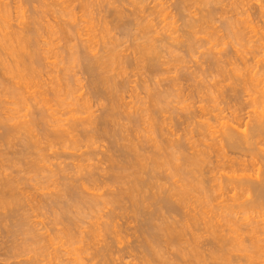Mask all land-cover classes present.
I'll list each match as a JSON object with an SVG mask.
<instances>
[{
  "label": "bare ground",
  "instance_id": "obj_1",
  "mask_svg": "<svg viewBox=\"0 0 264 264\" xmlns=\"http://www.w3.org/2000/svg\"><path fill=\"white\" fill-rule=\"evenodd\" d=\"M1 1H0V73L2 74L1 77H3L4 79H6V78L3 75H6V76L8 75L7 76L8 78H9V76H11V77H13V80L14 79L17 80L18 83L15 80L13 81V83H15V82L17 83V84H14L16 86L15 87L10 86V88L7 86V84H8V81L10 82L12 80V78H11V80H10V78L5 80V81H7L6 82L7 84L5 83L7 93L11 96L12 99L14 98V100L17 99V101H18V102L16 101L15 103H19L21 101L23 106L28 103L27 102L28 100L26 98L24 99L25 94H23L24 93L23 89L25 88V92H27L28 88L29 89L31 88L30 80H32V78L35 79V77L37 78V76L39 78L42 75L43 68H45L46 66L47 67L49 66L47 55H49L50 53L53 54L54 52L50 51L51 49H49L47 47L48 45H51L52 43L50 41L47 42L48 40L45 41L46 40V37L44 36L45 32H47L46 33L47 35L48 34L51 35V37H49L50 35L48 36L51 39L54 38V36H55L56 40H57V36H59L58 40L60 42H63V44H65L64 45L65 48L62 47L63 48L62 52L56 51V53L61 52V54H65V56L63 55L64 57L62 56V59L60 58L61 60H58V61H60V63H61L62 61L66 60V62L68 64L75 65V68H76V66H78V68L80 67L82 69V70H79V72L83 71L82 74L85 73V75L88 76L87 78H89V80H90V81H88V83L90 82L89 87L92 89V91L90 90V88H89V90H90V92H92V94L89 91H88V93H90L93 97L91 95L89 97V94L87 93L88 94L87 97H89V99L91 98L90 101L86 100L87 97H82V96L78 97V99L79 98H81V99L85 98V100L84 99L83 100H80V99L77 100L76 97L78 96V94H75L77 92L76 91L74 92V90L72 89V87L70 85V82L66 81V84H63V81L61 80V78L58 77L60 75H57L58 72H55L57 75L56 77H58V78H57V80H54V79H56V77L54 79L51 78L52 82H50V83H52V85H54V87L50 86V88L52 87L51 92L49 89L48 90L46 89L47 92H49V94H46L45 93L46 91L44 89L45 92L42 91V92H44V94L42 92H41V94H39L40 92L36 91L34 96H30L31 98L33 97V99H31L30 97L28 98V99H30V101H32V103L34 102L33 108L37 109L36 112L34 111V109L33 110L30 109V107H28V105H27L28 108H26V110L30 109V111L28 110V112H30V113H28L29 115H26L27 119H25V120H23V119L21 120L22 117H20V116H19L20 118L15 117L14 115H16V114H14L12 116L10 112H8V116L11 115V117H9V118L8 117L3 118L0 116V130L3 131V134L0 135V139H1L0 141H2L5 145L8 146V148H10V145L12 147V142H13L14 138H18L17 136L19 135L21 142L18 141L19 139L18 140L16 139V140L19 143H21V145H22L21 150L18 152L16 157L12 156L13 158H10V157L6 158V156H5V162L7 161L8 165H6V164L4 165V163H3V165L0 164V209H2V210L5 209L4 211L7 210V212L10 211L7 213L8 217L6 216L7 218L5 220L3 219L5 217L1 216L3 211L0 214V217H2V220L5 222V224L3 225L4 228L7 227V232L5 231L6 228L4 229L2 225H0L1 226L0 229L2 228L1 230H3V232L5 231L4 233H10V235H12V238L18 237L19 235H21L22 237L25 236L26 240L24 237V241H26V243H27V241H33L32 243H36L39 241V237H41L40 234L44 235L45 232L44 233L42 232L43 231V229H42L43 225H42L41 229H39V231H37V229H36L38 226H41L38 224L41 222L40 219H36V220H39L40 222L35 221V222H37V223H35V225L36 224L38 225L35 228L36 229L35 230V229H32L33 225H31L32 228L30 227V224L28 223L27 218H22L24 215H22V217H21V215L14 213V211L16 212L20 208L21 210L20 209L19 210L22 212V210H23L22 204L25 202L24 200H26V199L23 200V198H22L26 191L23 193V195H21L23 188L20 187V185H22L21 183L24 180L22 178H25L23 176H25L27 173L29 174L31 172L32 173L36 172V175L34 177L37 179L36 176L41 174L40 171H42L41 167H39L40 169L38 170V173H37V169H38L37 161H38V158L40 157V159H41L42 156H39L37 158V160L35 159L36 160L35 161L33 159V156H35V155H32V154L34 152H36L37 154H40L42 152L44 153V150L46 148H49L50 151L52 149L57 148L58 149V150L56 149L57 151H59V150H63V151H61V152L55 151V152H53V154L51 153V157H53L54 159L56 158L55 159V161L57 160L56 162H60L58 160L63 161V159H65V161H63V163L62 162L54 163L52 166L46 167V165H44V160L46 159L45 157H42L43 159L45 158L42 162L43 164H41V162H40V166L42 165V167H43V165H44V167H46L45 168L46 172L45 171L44 172L47 173V176H45V173L43 172L44 176L41 175V177H39L40 180L43 179V181H42L43 185H44V182L50 183V182H53L54 179L56 181H54L53 184L57 183L56 184L57 187L55 186L56 189L54 191L52 190L53 193H52V191L51 192L48 191V189L50 187L47 188V187H45L46 185L44 186L45 188H47V191L49 193L48 192H47V194L41 193L42 194L41 198L43 201L41 204H42V207L50 208V210L51 209L53 210V213L56 215L57 221L61 220L62 223H65V230H63V232L66 235V237L68 238L69 244L71 243V246H72L71 248L73 249L72 251L70 250V252L67 251V253L69 252L71 254V252H73L72 253L73 256L72 255H70V256L74 257L75 264H87V263H84L85 260L82 261V259H81V253L85 252V248H83L84 251L83 252L81 251V253H80V252H78L79 250H77V247H75L76 249L74 248V244L80 243V242H81V244H83L85 242H86V244L87 243L90 244V241H91V244H93L92 242L95 243V241H93L92 238H94V237L97 238V236H98V238H102V240H103L104 239L103 237H106L107 239L105 238L106 240L104 239L103 242H102V240L99 239L98 242H102V244L98 243L96 241V243L98 245L96 243L94 245H97V246H93L91 244L90 245H91V247H95L94 249L96 251H94V253H93L94 256L102 258L101 260L104 261V262H101V261H99L100 260L99 259L98 264H100V263L107 264V262L109 260H111V256L114 254V252L115 253H117L118 251L120 252L122 247L119 248L120 250H118V248H116L118 251H115L114 249H115V246H117L118 244L120 245V243H121L120 239H123V237H124V236L123 237H121V236L123 234L124 235L129 234V232H131V231H133L132 233L137 238V243L133 244V242H132V244L134 245V246L132 245L133 247H130V245H129V247L131 248L130 253H133L132 251L135 252V255L137 253V258H139V260L141 261V264H208V261H209L208 258H210V256H208V254H207L208 251L205 248L206 245L204 242H203L204 245L202 244V242H200L202 246L201 247L199 246L200 245L199 241H201L200 239H203V237H204L203 232H202V235H201V232H199L200 234L199 233H197V234L193 233V234H191L192 241H190L191 239L190 240L187 239L185 241V239L187 238L186 236H188V234H189L188 233L189 229H191L192 227H195V229L197 231V229H199L198 228L199 223L202 220L204 221V226H205V230L203 229V231L207 234L208 233H210V235L212 234L213 235L212 238L213 239L215 238L214 241H215V244L217 245V247L215 248L217 250H215V252L212 251V253H214V254H212L210 252L211 257L213 255L212 259L215 258L214 260L221 261L225 264V262L231 258L230 256L232 255V253L239 252V253H241V255L240 254L239 255L242 259H244L243 257L245 256V260H246L245 262H248V264H264V219H262L263 218L262 215H260V216L258 215V214H261L260 213L261 210L264 209V171H262V173L260 172L261 174L259 176H257L256 178L255 177L252 178L254 175L249 176L250 175L249 173H248L249 175H241V174L239 175L237 173L238 172V166L236 167L235 163L231 164L230 169L233 171L234 174L227 177L226 182H228L230 184V186L234 185L232 187H234L235 190L234 189L233 190L236 191V194L232 193L233 195H235L234 197H231L233 205H229L230 202L229 203H228V201L225 202L223 199H221V198L219 199V197H218L219 200H223V201H221V202H223V203H221V205H224L225 203L227 204V205L225 204L224 206L219 205L221 207L220 209H222V207H223V210H222L223 215L221 213H220V216L218 215L220 218H222V220L219 219V221H218L219 223H221L220 226H216V224L213 223L211 220H210L211 222L210 221L208 222L206 218H205L206 220L204 219L203 215L200 218L199 216L201 214H203L204 212L203 213L200 212L199 216L198 215H188V216L184 215L185 217L182 216L183 221H175V219H174V217L176 215L178 216V215L182 214L185 207H186V209H187V207H190L189 204L193 200L194 196H197V195L199 196V197H194V200L196 198V202L199 204H200V201L202 204L204 203V201L202 202L203 199L206 201H208V199L211 200L212 196L210 195L211 194L210 193V191H211L210 187L212 188V185L210 186V182H212V183H214L216 181L218 182L221 177L216 178L215 174H218V173L220 174V172L222 170L220 169V171H219V169L217 168L219 172L216 173L217 172L216 171V172H214L215 174H213V171H215L214 169L216 167H214L212 164L214 169L211 168V169H213L212 172L210 170L208 172L210 175L212 173L215 176L212 175L213 178H210L209 175H208V177H206L207 176V174H206L207 170H205L204 167L208 163L210 153L215 151L217 154H219V155L223 156V158H225V157H227L226 155L229 154V153L227 154V150L224 151L227 148V149H230V150H228L230 152L231 151H235V152L239 151L240 153H245L242 155L248 154V156L250 155L249 156L250 159H251V157H256V159H257L258 155L261 156L262 159H264V141L262 144H260V141H262L261 139L263 138V140H264V108H263L264 107L263 106L264 105V102H263L264 99H262V101H260L262 103H258L260 100V98L258 97V96H260V93H261V98H264V95L262 96V94H264V93H262V91H261V86H262V90L264 89L263 83H262L263 80L260 79V77H262L263 75L260 72H259L260 73L259 74L257 71H256V74L255 73L253 74V72H252V71H255L256 67L259 68V67L263 66V65H260L263 62L259 64L260 66H257L258 64L256 66H254L255 64L252 65L250 63L252 65L251 66V65H249L250 56L248 55L249 58H247V55H246L247 52L245 51L246 53H243V55H241L242 51L241 52L236 51V54L240 53L237 55L238 58L237 59L235 58V60L237 61L236 63L242 64L243 67H246V69L244 68L246 71L245 72L246 74L242 73L245 75V76L243 75L244 79H245V77H247V80H248L247 83H250L251 81L253 83L256 82V85L254 84L256 87L253 86V83L251 82L252 87L254 88V92H255V90H256V92L258 90L260 91L259 95L256 96L257 98H254L253 96H251V99L254 98L252 100L250 99L251 104L248 102L251 106L250 107L251 109L248 108L251 116L250 115H247V116H250L249 120L250 119L251 120H250V123L247 122V124H250L249 127H247V129L244 130L243 127L241 128L242 123H240V122H245V120H246V119L243 120L245 117L244 113H243V115H244L243 119H242V114L240 116V113L242 112L243 109L234 107L237 105H233V103L230 105V107L231 106L234 107V109L231 112V116H230V118L232 117L231 120L226 116L223 117L222 113L224 111H221V110H219L218 114L211 115L212 117H214V121L216 120V123L219 121L218 124L220 125V127H219L220 129L216 127L217 128L216 130L219 129V131H216L213 128L214 124L212 127V125L210 123L211 120H208V118H207V120H205V122L202 121V118H201L202 122H200V118H198L200 123H195L194 122L195 117H196L195 114H193V113L188 114L187 113L188 115L183 117V121H186L185 124L187 126L189 124H192V123L196 125L195 127L197 129H199L198 130V132H199L198 134H200L199 136H202L203 138H206L207 136L208 137H211V136L214 137L216 134L217 135L219 134L218 137H215V138H219L218 141L215 139L216 140V142L214 144L215 150L212 148L213 147L212 144L214 142L211 144L208 141L210 143V146L204 150H200L199 147L197 146V144L199 142L195 141V143H197L196 148L198 147L197 149H199V150H195L196 148L195 149L193 148L195 150L194 154L195 153L196 154L193 157H190V156H188L187 152H184V150H183V148L185 147L184 145L186 143L185 144L182 142L180 143V141H178L179 139H181L180 137L179 138L177 137L178 142L176 141V139H174L175 136L177 135V134H175V131H176L175 129L177 127V125H176L177 123H175V119H174L173 115L177 111L176 112L174 111V113L173 112L171 113L170 111L174 110V109H172V106H171L172 101L174 100L171 87L174 86L176 84V82L172 78L174 85H173V83L170 84L172 82V80L171 81L169 80L170 83L168 82L169 83L168 89L161 91V89L158 88V87H160V83L158 84V82H157V84L159 86L155 88L154 87L155 85L152 86V84L149 83V81L153 83V79H156L158 77V75L160 73V69L164 65L162 61H164L165 57L162 61L160 59L163 58V56H167L168 55L167 52H169L170 56H172V57L167 56L168 58H173V57H174V59L177 58L176 62H177L178 58H182L181 57L182 55L180 56V54H179V51L181 52L182 49H185L184 51L187 53V56L186 55H184V56L188 57L189 60H191L189 54L192 55L193 52L196 53L195 41H197V40L195 39V41H194V38L196 37L195 33L197 32V35H199L198 34L199 29H198V31H196L197 30L196 28L197 27L199 28L200 26H202V24L204 22L203 20H205L204 16H206V14L203 15L202 18L197 17V19H196V17H194L196 15L192 14V12H191V14L189 13V15H192V16H190V18H188L189 19L188 20L187 19V15H188L187 12L188 11H185L187 6H188L187 9H189L191 2H192V4L194 3L193 5H195L196 0H180V3L178 1V3H179V5L177 4L178 10L181 13L185 12L186 18L183 17L184 23H182V24L180 23L182 26L180 25V26H177V28H175L176 27L175 25H178L179 24L178 22H180L179 19L177 20L178 24L174 23V20H173V22H171V24L166 21V23H169V26H168V24H165L167 28L165 27V25L163 26L166 29V30L162 29V32L165 30L163 32V35L160 33V31H158L157 26L153 24L155 18L152 20L148 18V17H150V18L154 17L155 16L154 13L156 11L154 12L153 10H150V8L146 9L147 8L146 7L147 5L145 4L146 2L142 4L141 0L133 1V2H137V3H138V1H141V2L137 4L138 5L137 7L135 4L131 3L133 6L135 5L136 9L134 8L135 10L131 11L132 13H130L126 9V12L128 11V13H130V14L125 13V11H124L125 7L123 9L122 5L120 7V4H119L117 7L121 8L123 11L116 8V6L112 3L113 7L115 6V9L112 7L113 15L115 17V20H114L115 22L114 23H112V22L106 23L104 21L105 22V24L103 26L104 28L102 27L103 29H101V30H103L102 38L105 39L106 37L109 36L107 38L109 40H107V39L105 40L107 42H105L103 44V45H105V46H102L103 49H101V47L99 49L97 47L98 45H96L95 41H94V43L96 46L94 45V47H93V43H92L93 39L94 40L98 39V38H93L92 37L93 35L90 36L91 34H89L90 37L87 40L86 39L84 40L83 37L81 36L82 33H80V32H82V31H79L80 26H78V24H79V22L77 21L78 17L77 18L75 17L76 19L74 18V16L76 15V14L74 15V13H76V11H75V6H74V8L72 7L73 5L70 2L71 0H54V2L52 0V1H50V3H48V0H24L23 5H25V6L28 5V7H30L31 5H32L31 7H33V6L35 7L37 4H39V5H37L39 10H37V9L35 10L33 7L32 9H34V10L29 12L30 16L28 15L29 20L27 21L25 18L26 16L24 17V15H22L25 19H22L23 21L18 20L20 23L17 26L13 25L14 23L12 21L16 18H14L12 20L13 17H11L12 14H11V10H10L12 8H9L10 6L8 5L9 4L8 0H6L8 2L7 4H5L6 1L4 3ZM35 1H37V2H35ZM84 1L87 2V0H81L80 1V3H81L80 6L84 5V8L81 7L80 9L83 8V10H84L83 12L85 13V11H86V12H88L87 14L89 15L92 4L88 3V2L85 3ZM111 1H113V0H111ZM202 1H204L205 3L207 2V0H202ZM212 1L209 4H213L214 1H216V0H214L213 3H212ZM235 1L232 0V2H235ZM18 2H19V0H18ZM21 2H23V1H21ZM34 2L37 4H33ZM108 3H110V2H108ZM114 3L116 4V2H114ZM118 3H121V1L118 2V0H117V4ZM94 4H95V1H94ZM123 4H124V2H123ZM139 4H142V7H144V9H145L144 10L142 7H140L141 8V9L139 8L141 10L140 14L142 11L146 12V10H148L149 12L150 11H152V12H150V14H149V12H147L148 16L146 14H142V15H144V17L142 15H138L139 11L137 12V8L139 7ZM144 4H145V6H143ZM201 4H202V2H201ZM233 4H235V3H233ZM70 5H72V6H70ZM37 6H36V8H37ZM159 6H161V4L158 5V7H156V8H159ZM203 6L206 7L207 5L203 4L202 7H200V8L205 9V7H203ZM209 6H211V5H209ZM263 6L260 7L262 9V10H260V12L263 14V15H260V16H263L261 18H264V7ZM12 7H14V6H12ZM50 7H51V12L54 9L52 7H56V8L58 7L57 12H56V9H54L55 11L53 10V12L57 13V14L56 13L53 14L54 16L57 15V16H55L56 18L58 17V15H61L62 17L68 16L67 20L70 19L69 21H71L72 23L68 22L67 20H62L60 17V19H58L57 22L60 20L63 22H61V21L58 22L57 26L54 23V25H53L54 27L49 26V25H47L45 27L44 26L45 23H44V25L42 23H43L44 17L46 18V14L48 12L47 10H48V8L50 10ZM102 7H103V5H102ZM104 7H105V5H104ZM106 7H108V4ZM162 7H160V8L162 9ZM239 7H241V6H239ZM16 8H14L15 11H16ZM19 8H20V5H19ZM19 8H17L18 11L21 9V12L19 13V15L21 13L25 14V12L22 11V9H24L23 6H22V8H20V9ZM108 8L110 9V5ZM128 8H130V7L128 6ZM163 8H166V7H163ZM29 9H31V8H29ZM101 9L102 8H100V10ZM107 9H106V11H107ZM230 9H231V7H230ZM27 10L28 9H26V11ZM210 10H211L210 14L212 13V16H216V14L214 15V13H216V12L213 13L212 9H210ZM238 10L239 9H237V12H236L237 16L240 13V12H238ZM163 11H165V10H163ZM175 11H177V10H175ZM179 11L176 14V16L177 15L179 16V14H180ZM190 11H192V8H191V10L189 9V12ZM234 11H236V10H234ZM83 12H81L82 15H85V14H83ZM145 12H143V13H145ZM223 12H222V14H223ZM243 12L244 11L241 10V13H243ZM169 13L170 12H168V15H169ZM228 13L229 12H227V14ZM241 13H240V19H241ZM244 13H246V11ZM256 13H258V12L256 11ZM49 14H51V13H49ZM49 14H48V16H49ZM207 14L209 17L211 16L209 14V11ZM236 14H234V15H236ZM106 15H108V13ZM156 15L158 16L155 20L156 22L161 16L166 17L162 11L156 12ZM170 15H171V13H170ZM189 15H188V17H189ZM22 16H21V18H22ZM208 16H206V17H208ZM245 16H246V14H245ZM66 17H65V19H66ZM93 17H94V15H93ZM93 17H92V19H93ZM192 17H194V18H192ZM209 17H208V19L213 18V17H211V18H209ZM223 17L225 18V16H223ZM255 17H256V14H255ZM18 18H20V17L18 16ZM215 18L213 21H215ZM104 19L106 20L105 17H104ZM208 19H207V21H208ZM47 20H49V18ZM47 20H46V22H47ZM55 20L53 19L54 22H56ZM148 20H151V21H148ZM165 20H167V18L164 19V21ZM200 20H201V22H200ZM232 20H233V18H232ZM246 20H249V18ZM50 21H48V22H50ZM92 21H94V20H92ZM207 21L205 20L206 23L204 22V24H207ZM221 21L223 22V20H221ZM226 21H228V20H226ZM249 21L245 22L243 20V22H241L240 20L239 21L234 20V21H231L232 24L224 22V24L225 25L227 24V25L225 26L224 24H222L223 27L222 26L221 27L223 29L225 28L226 30L225 29L224 30L226 32H228L227 36L229 37V40H230V35H231V39L235 40L236 42L238 41V44H240V45L246 46L247 45L246 43L251 41V38H253L251 36H253V35L250 36L251 37L250 41L249 40L246 41L244 36H246L247 34L249 36V33L246 34L245 29L247 28V26H249V29L251 28L250 29L251 31L253 30L252 27L255 29V27L253 25L254 23L249 22ZM73 22H74V24H73ZM88 22H90V21L88 20ZM97 22H99V21H97ZM234 22L235 23L238 22L239 24L235 25ZM240 22H241V24H240ZM248 22L252 23L253 26H251V24H248ZM92 23L93 22H91V24ZM94 23H95V21H94ZM216 23H217V21H216ZM47 24H49V23H47ZM204 24H203V26H205ZM237 25H241V27H244V29L241 28L240 26L237 27ZM203 26L201 27L202 29L204 28ZM83 27L84 26L82 25V28ZM91 27L90 28L87 27V28L91 29ZM160 27L163 28L162 26H160ZM221 27L219 29H221ZM49 28H50V31H47ZM133 28L135 30H133ZM212 28H213V26H212ZM215 28H216V26H215ZM113 29L114 30L116 29L117 31H119L118 34L122 35L123 38H125L126 40L129 39L130 42L132 40V42H133L132 47H133L134 55H132V52H131L132 50L131 51L128 50V51H130V53H127L126 50L124 52H123V50L120 51L119 48L122 47L124 49L125 47H127L129 41L127 40V42L125 43L126 46L124 45L125 47H123V45H121V43H119L120 41L122 42V44H123V42H125L123 39H121L122 36L121 37L117 36V38H120V40H119V39L115 38L116 36L113 37L111 35V32ZM206 29H207V27H206ZM241 29H243L244 32L241 31ZM86 31H88V30H86ZM94 31L91 30V32H94ZM169 31H171V33L168 35ZM251 31H250V33H251ZM226 32L222 33V35L223 34L226 35ZM247 32H249V31H247ZM220 33L221 32H219V34ZM243 33H245L246 35L245 34L243 35ZM176 34H179V35L177 36ZM116 35H117V33H116ZM224 35L221 36V34H220L222 41L220 40L219 42H221V44H223L222 46H224L223 41H225V38L223 40ZM208 36H210V35L208 34ZM248 36H246V39H249V38H247ZM43 37H45L44 41L41 40ZM95 37H97V36H95ZM212 38H213V36H212ZM199 39H200V37H199ZM102 41H104V40H102ZM170 41H172V42H170ZM227 41H228V39H227ZM132 42H131V44H132ZM168 42H170V43H168ZM216 42H218V41H216ZM219 42H218V44H219ZM55 43L58 44V42H54V44ZM166 43H167V45H166ZM250 43H252V42H250ZM164 44L167 47L169 46L168 47L169 51ZM213 44L214 43L212 42V45ZM228 44H229V42H228ZM42 45H47V46H45V48L47 47L48 50H46L45 48L43 49L42 47H44V46H42ZM58 45L63 46V45H61V43ZM217 45L215 46V48L217 47ZM219 46L221 47V45H219ZM95 47H97L96 48L97 52L95 51ZM60 48H58V49H60ZM62 48H61V50H62ZM127 48L129 49V47H127ZM171 48H174V49L172 50ZM232 48H233V52H234L235 49H234L233 45H232ZM250 48H252V47H250ZM58 49H56V50H58ZM166 49H167V52H166L167 54L163 55L165 53L164 51ZM213 49H214V47H213ZM213 49H212V51H213ZM226 49H227V47H226ZM246 49H248V48H246ZM100 50H102V51H100ZM174 50H175V52H174ZM184 51L182 50V52H184ZM231 51H230V53H231ZM247 51H249V50H247ZM121 52H123V54L126 52L130 58L128 57V55L127 56H126V54L123 55ZM176 52L178 54L175 55ZM223 52H225V51L223 50ZM223 52H220V53L223 54ZM56 53H54V54H56ZM234 53H233V55H234ZM52 54H50L49 57L51 56V58H52V56H54V54L53 55ZM182 54H184V53H182ZM213 54H215V53H213ZM216 54H218V53L216 52ZM216 54L214 55V62H213L214 69H217L215 71H217L219 73V75H218V73H217V75L220 76V78H222L223 75L225 77H227L230 74V72L226 73V72H228V70H226V69L229 68L226 66L230 65V68H231L233 62L235 63V61H233V59L231 60V58H227V59H230L229 62L227 59H224L225 61H222L221 59L226 58V56H224V54L223 55L218 54V57L220 55L224 56V57L220 56L221 59H219V58L215 59V56H217ZM249 54H251V53H249ZM58 55H60V54H58ZM58 55H56V56H58ZM130 55H132V57ZM244 55H246V57ZM251 55L253 56V54H251ZM60 56H58V57H60ZM136 56L138 57V61H137ZM206 56H207V54H206ZM208 56L210 57L209 54H208ZM228 56H231V54L229 55V52H228ZM257 56H259V55H257ZM257 56H255V54H254L253 59L255 60V58ZM133 57L136 58V61H134L136 63L133 62V59H135ZM167 57H166V59H167ZM131 58H133V59L131 60ZM184 59H186V58L184 57ZM206 60L208 61V57H206ZM254 60L252 63L257 62V61L254 62ZM55 61L52 60V62L55 63L54 65H56V62H57V61L56 62ZM179 61H180V59H179ZM179 61H178V63H179ZM209 61H210V59H209ZM184 62H186V61H184ZM230 62H232V64ZM62 63L64 64L65 62H62ZM131 63L133 64V66H134V64L136 65L138 63L136 65L138 69L139 68L145 69L146 71L149 72V75L151 74L150 76L152 79L151 78H150V80L147 79L148 81L144 80V83L147 82L149 84V86L147 83H145V86L141 87V90L143 89L142 92L145 91V93L144 92L143 93L146 94L145 96H146L147 100H146V98H143V99L140 98L141 97L140 95L143 93L140 94V92H137V91L133 92L135 89L133 87H132L133 91L131 90L132 91L131 93H133V94L135 93V95H136V93H139L140 95H138V94L137 95L140 99H138V98L136 99V97H135L136 100H134V99L133 100L137 101V102L134 103L132 100V103H127L125 101L126 99L124 98L127 95V93L123 97V94L125 93V90H123V89L125 88L127 90V88L129 87V86H125L127 84L126 82L128 80H124L123 78H125V76L123 77V75H125V71H126L125 68L126 67L129 68L130 67L129 65H132ZM180 63H183V62H180ZM206 63H208V62H206ZM236 63H235V65H236ZM68 64H67L68 68L74 67V66H70V65H69L70 66L69 67ZM209 64H210V62H209ZM210 65H212V64H210ZM235 65L233 66L235 70H233V68H232V70L229 68V71L231 70L232 74L234 73L233 77H234V75H236L237 72H239V74L241 75V72L243 71L242 68H239V69H238V67L235 68ZM133 66H131L130 68L132 69ZM136 66H134V67L136 68ZM51 67H52V65H51ZM239 67H241V65ZM250 67H251V69H250ZM135 68H134V70H135ZM247 68H249V69H247ZM252 68H253V70H252ZM53 69H54V67H53ZM65 69L67 70V68H64V70ZM71 69H69V70H71ZM182 69H184V68H182ZM190 69H192V68H190ZM212 69L213 68H211L210 70L212 71ZM47 70H48V68H47ZM49 70H52V69H49ZM61 70L62 69L60 68V71ZM64 70H62V71H64ZM132 70H130L131 71L130 73H132ZM260 70H261V68L259 69V71ZM67 71H65V72H67ZM137 71H139V70H137ZM137 71H136V73H138ZM45 72L43 75H45ZM49 73L47 72V74H49ZM52 73H54V72H52ZM161 73H162V71H161ZM201 73H204V72H201ZM225 73H226V75H225ZM193 74L194 73L192 72V75ZM207 74H208V72H206V75ZM210 74L212 75V73H210ZM239 74L236 76H239ZM128 75L130 76L131 74H128ZM132 75L129 78H132ZM184 75H185V72H184ZM53 76H55V75H53ZM63 76H65V75H63ZM76 76H78V75L75 74V78L77 79ZM136 76H138V75H136ZM229 76H231V75H229ZM258 76H259V80H257ZM187 77H189V76H187ZM215 77H217V76H215ZM239 77L242 78V76H239ZM73 78H74V76H73ZM119 78H121L122 80H120ZM195 78H197L196 75H195ZM66 79H69V78L66 77ZM126 79H127V76H126ZM185 79L187 80V78H185ZM215 79L217 80V78H215ZM0 80H1V78H0ZM53 80L56 82H54ZM63 80H65V78ZM70 80H71V77H70ZM118 80H120V81H118ZM220 80H222V79H220ZM73 81H74V79H73ZM1 82H3V79L1 80ZM37 82L38 81H36L35 83H37ZM46 82H45V84L49 83V82L48 83H46ZM131 83H133V82H130L129 84H131ZM213 83H215V82H212V84ZM222 83H224V82H222ZM236 83H238V82H236ZM71 84L73 85L72 82H71ZM228 84H230V83L228 82ZM257 84H258V86L260 85V88L257 87ZM10 85H12V83ZM36 85H38V83ZM77 85H78V82H77ZM232 85H234V84L233 83L230 84V88ZM241 85H243V84L241 83ZM245 85L246 84H244L241 88L244 87L243 88L244 90H249L250 89V88H248L249 85L246 87H245ZM21 86L22 87L25 86L24 88H22L23 91H21ZM73 86H75V85H73ZM136 86H137V84H136ZM136 86H134V87H136ZM138 86L140 87V85H138ZM150 86H152L151 88L153 90L152 89L150 90ZM216 86H217V84L215 83V89H216ZM26 87H28V88H26ZM34 87H36L35 84H34ZM48 87H49V85L46 86L45 88H48ZM219 87H221V86H219ZM219 87L216 90H219ZM233 87L234 86H232V88ZM4 88H5V85H4ZM36 88H38V87H36ZM136 88H138V87H136ZM238 88L240 89V87H237V89ZM245 88H248V89H245ZM257 88H259V89H257ZM80 89H82V88L80 87ZM139 89L140 88H138V90ZM195 89H197V88H195ZM231 89H230V91H232ZM0 90H2V88ZM37 90L40 91V89H37ZM226 90H227V88H226ZM226 90L224 92H226ZM205 91H206V89H205ZM242 91L243 90L241 89L240 93H242ZM129 92H130V89L128 91V94H129ZM263 92H264V90H263ZM209 93L210 92H208V94ZM232 93H234V92H232ZM249 93H251V92H249ZM79 94H80V92H79ZM133 94H131V95L129 94V96L131 97ZM191 94H192V92H191ZM220 94H221V92H220ZM228 94H229V92H228ZM45 95H47V96H45ZM81 95H84V94L81 93ZM49 96L53 100H55V103L58 106V108H60V110L54 109L55 110L54 111L51 108L52 106H51L50 102H53V101L48 100V98L51 99ZM227 96H226V98H228ZM25 97H27V95ZM126 97H128V96H126ZM219 97H220V95H219ZM236 97L239 98V95L237 94ZM236 97H235V99H237ZM11 98H10V100H11ZM94 98L97 100V102L98 101L100 103L101 102L103 103V101L105 102V105H103L104 103L100 104L101 106L103 105V107L101 109H100V106L97 104L99 106V110H98V108H96V112L99 111L98 116H94L95 115L94 111H93L94 114L91 111L92 108L97 106L95 104V102L93 103V101H91L92 99L95 100ZM215 98H218V97H215ZM222 98H224V97H222ZM258 98H259V100H257ZM209 99H212V98H209ZM229 99H230V97H229ZM245 99H247V98H245ZM6 100H8V99H6ZM230 100H232V98ZM23 101L27 102V103L23 104ZM212 101H213V99H212ZM240 101H241V98L238 99V103L242 105L243 99H242L241 103H240ZM90 102L95 104L94 107H93V104ZM130 102H131V100H130ZM230 102H229V104H230ZM234 102L236 104L237 101H234ZM1 103H0V105H2ZM174 103H176V102L174 101ZM216 103H218V102H216ZM246 103H247V101H246ZM49 104H50V106H49ZM224 104H226V102H224ZM4 105H2V107ZM15 105H14V107H15L14 109H16L18 107V105L17 106H15ZM53 105H55V104H53ZM177 105H176V108H178ZM246 105H248V104H246ZM260 105L263 107L260 108L259 107ZM170 106H171V110H170ZM244 107H245V105H244ZM259 108L262 110H260ZM18 109H23V108L19 107ZM213 109H214V107H213ZM216 109L218 110V107H216ZM0 110H3V108ZM203 110H205V109L203 108ZM229 110L231 111V108ZM252 110H253V112H252ZM50 111H52V112H50ZM179 111H178V113H179ZM181 111L183 112L182 109H181ZM19 112L17 111V113H19ZM168 112H169V115L171 113V116H168V114H167V116L170 118L166 119L167 117H164V116L166 115L165 113H168ZM85 113L88 115H86ZM203 113H205V114H202L203 116H206L207 114L208 115L211 114V113L209 114L208 110H206ZM82 114L83 115L85 114L84 115L85 118L83 116H81ZM183 114H185V113L183 112ZM226 114H228V113L226 112ZM229 114H230V112H229ZM178 115H180V114H178ZM65 116H68L69 118L66 117L67 119L64 120L63 118H65ZM181 116L182 115H180L177 118V120ZM28 117H29V119H28ZM175 117H177V115ZM184 118H185V120H184ZM227 118L229 121L225 120ZM169 119H170L169 122L171 125L168 124ZM221 120H224V121L220 122ZM123 121L124 122L126 121V123L129 124V125L127 124V126H130V125L131 126L128 128L126 126V124L125 125H123L124 123L121 124V122H123ZM165 121L167 122L166 126L168 127L170 125L171 128L169 126V128L165 129V125H164V124H166ZM183 121L181 123H178V124H182ZM206 121H208V122L210 121L209 122L210 124ZM225 121H227V122H225ZM183 125H184V123H183ZM183 125H181V126H183ZM246 125L244 126L245 128H246ZM186 128H189V126ZM140 129H143V131L142 130L140 131ZM191 129H192V127H191ZM240 129H243L244 131L243 130L241 131ZM186 130L187 129H185L183 131H186ZM193 131L192 130L189 132L187 131V133H191ZM141 132L145 133V134H143V135L140 134V135H142L140 138L138 133H141ZM134 133H137L138 137H134L132 135ZM196 133L193 132L192 135L195 134V136L196 135L198 136V134H196ZM184 134H185V132H184ZM185 136H187V135H184V137ZM197 136H196V138H197ZM188 137H190L189 134H188ZM188 137H186V138H188ZM191 138H193V137H191ZM193 140L194 139L189 140L188 142H190V141L194 142ZM207 140H208V138H207ZM102 141H106L107 144H106V142H105V144L108 146H105L106 148L105 147L103 148V149H106L105 151L102 150V153H101V151L99 152V153H101V156H102L101 160H99V162L97 161L98 162L97 164H93L92 162L94 159H95L94 163L96 162V158H94V156L98 157L97 156L98 151L96 148H93L92 146L94 144H96L97 142L101 143ZM185 141H187V140H185ZM15 144H17V143H15ZM102 144L103 143H101L99 145H102ZM190 144L193 147H195V145H193L191 142H190ZM44 145L46 146L45 148H44ZM262 145H263V147H261ZM81 146H83V149L86 147L88 151L85 150L86 152L85 151L83 152L82 148H81L82 149V151H81V149H80ZM96 146H94V147H96ZM216 146H218V149ZM91 148H93V149H91ZM77 149L79 151H81L79 154L68 152L69 150L78 151ZM89 149H91V150H89ZM13 151H14V149H13ZM239 152H238V154L235 153V155L236 154L241 155V154H239ZM1 153L5 154L6 152H3V150H2ZM190 153H192V152H190ZM10 155H12V152ZM42 155L50 157V155L48 156L47 154H42ZM192 155H193V153L191 154V156ZM36 156H35V158H36ZM28 157H32V158H30V160L32 159L31 162L28 159ZM51 157H50V160L52 159ZM261 157H258L259 160ZM25 158L28 159V161H29V162L27 161L28 163H26ZM220 158L221 157L219 156V159ZM227 158H225V160ZM241 159H242V157H241ZM241 159H240L241 163H240V161H236V162H237V164L239 163V166L241 165V167H242L243 161H244V163L246 162V164H247V160H244V158H243L242 159L243 161H242ZM252 159H254V158H252ZM48 160H49V158H48ZM48 160L45 161V164L47 163ZM66 160H70V161L73 160V161H75V163L78 162V164H73L74 162H72V164H67ZM237 160H239V159H237ZM1 161H2V159H1ZM52 161H54V160H52ZM256 161L257 160H255L254 162H256ZM3 162H4V160H3ZM219 162H223V160L219 161ZM250 162H252V161H250ZM254 162H252L251 164H253L254 169H256L257 166H256V164H254ZM48 163L50 164L51 162L48 161ZM69 163H71V162H69ZM211 163H213V162H211ZM208 164H210V163H208ZM225 164H227V162H225ZM249 164H248V166L246 165V167L249 168ZM22 165L26 166V167H23ZM102 165L106 166V168L104 166L102 168ZM222 165H224V164H222ZM245 165L243 166V171H245V170L249 171L248 169L244 170ZM21 166L23 168H20ZM262 166H264V165H262ZM15 167L19 168V170H17V168H15ZM208 167L206 169H209ZM12 168L13 169L15 168L16 170L15 169L11 170ZM235 168H237V169H235ZM251 168L253 169V167H251ZM163 169L167 170V172L164 171V173H163L162 172ZM203 169L205 170V172L203 171ZM258 169H260V168H258ZM263 170H264V168H263ZM7 172L11 173V175L10 174H9V176L5 175ZM250 172H251V170H250ZM13 173L14 174L17 173L18 177L20 174L21 178H16L17 176L15 177V175ZM24 173H25V175H22ZM70 173H72V174H70ZM226 173H228V172H226ZM236 173L238 175H235ZM12 174L14 176H12ZM251 174H253V173H251ZM34 177H33L32 181L36 182ZM44 178L46 179L45 181H44ZM176 178L179 179V182H177L178 180H176ZM224 178H225V175H224ZM25 179L27 181V178H25ZM39 182L42 183L41 181H39ZM26 183L27 182L24 183L25 188H26ZM36 183L38 184V182H36ZM37 184H35V185H37ZM222 184H223V182H220L219 184H217V187L219 188V190L222 189V187H223ZM40 185H38V186H40ZM49 186H50V184H49ZM208 186H210V187H208ZM23 187H24V185H23ZM228 187H229V185L227 186V188ZM20 188H22V191L19 192ZM27 188H28V186H27ZM40 188L45 189L42 187V185ZM28 189H30V188H28ZM35 189H37V188H35ZM38 190H37V192H38ZM215 190H216V192L218 191V193L220 192L217 189H215ZM101 191H102V193H100ZM229 191H232V190L229 189ZM222 192H220V193H222ZM30 193H32V192H30ZM27 196H28V194H27ZM34 197H35V195H34ZM220 197H222V196H220ZM228 197H230V196H228ZM29 198H30V196H29ZM29 198H27V199H29ZM36 198H38V195ZM240 198H245L247 200H244V202H243V199H241V202H240ZM228 199H230V198H228ZM38 201H41V200H38ZM212 201L213 200H211V202ZM42 207H40V209ZM192 207H194V206H192ZM209 208L207 210H209ZM36 210H38V209H36ZM189 210H190V208H189ZM216 211H217V209H216ZM22 213H20V214H22ZM184 213L186 214L185 211L183 212V214ZM255 213H257L256 217H255ZM18 215L21 218L19 217V218H16V220H15V216H18ZM33 218H35V217H33ZM53 218H54V216H53ZM82 218L83 219H86V218L89 219L90 218V220H88V222H87V223H90V226H89L90 228L88 226L85 227L84 222L86 220L83 222ZM217 220H218V218H217ZM53 221H56V220L54 219ZM100 221H102V222H100ZM120 221L121 222L123 221V222L119 223ZM131 221L136 223V225H135V223H133L135 225L134 227H132L133 226L132 224L130 225V223H132ZM222 222L224 224H222ZM243 222L246 224H244ZM33 223L34 222L32 221L31 224H33ZM80 223H81V225L84 224L83 225L84 228H86V229L88 228L87 230H89V231H87V230L84 231V228H82L83 229V231H82V229L79 225ZM241 225H242V227H244L243 225H245V226L247 225L249 228L247 227V230L242 228V230H244V231H242L241 227H240ZM8 228H9V231H8ZM219 229H221V230H219ZM40 231H41V233H39ZM58 231H60V230H58ZM198 231H200V230H198ZM36 232L38 233L39 236L37 235ZM63 232H61V234ZM242 233H244V235L247 234V236L244 237L245 239L243 238ZM46 234H47V232H46ZM227 235H230L232 237V239L228 238ZM27 236L29 239L27 238ZM130 236H131V233H130ZM262 236H263V238H262ZM46 237H47V235H46ZM66 237H64V238H66ZM3 238H5V237H3ZM9 238L13 241V239L11 237H9ZM42 238H43V236H42ZM48 238H49V240H47V241L49 244H51L52 243L50 241L51 237L48 236ZM15 241H17V240L14 239V241L11 244L14 245ZM40 241L42 242V240H40ZM47 241H45V243H47ZM6 242H5V244H6ZM41 242L39 244H42ZM24 243H23V246L25 245ZM29 243H27L26 246L29 245ZM45 243H43V244H45ZM13 245H12V247L14 248ZM15 245L19 249V246H17V243H15ZM88 245H87V247L90 246V245L89 246ZM33 246H32V248H33ZM63 246H64V244H63ZM4 247H5V245H4ZM4 247H2V248H4ZM10 247H11V245H10ZM44 247H45V245H44ZM80 247L81 246H79V248ZM129 247H127V248L129 249ZM7 248H9V246ZM30 248H31V244L29 245V249ZM39 248H40V246H39ZM66 248H69V247H66ZM89 248H88L89 251H90V249H93V248H90V249ZM20 249H21V247H20ZM22 249L25 250L24 247ZM38 249H36V250H38ZM81 249H82V247H81ZM128 249H127V251H128ZM12 250L14 251V249H12ZM48 250H49V248H48ZM43 251L41 250L42 253H43ZM121 251H123V250H121ZM21 252H22V250H21ZM34 252H36V251H34ZM7 253H8V250H7L5 255H8V254H9V256L15 255V254H13L14 252H11L12 253L11 254L10 251L8 254ZM28 253H30V252H28ZM36 256L39 258L41 255L39 256V254H36ZM11 258H8V259L11 260ZM17 258L19 259L21 257H17ZM27 258L28 257H26V259ZM38 258L32 257V258L27 259V260L23 258L26 261L19 260L18 262L15 261L16 263L7 262L4 264H41L39 261L40 258L39 259ZM236 258H237V256H236ZM13 259H16V258H13ZM42 259H43V257H42ZM56 259L57 258H55V260ZM92 259H90V260L92 261ZM235 260H237V259H235ZM113 261H115V260H113ZM43 262H44V259H43L42 263ZM58 262H61V261H58ZM228 262L231 263L232 261L231 262L228 261ZM46 263H47V261H46ZM49 263H51V262H48V264ZM62 263H64V261ZM90 263L92 264V262H90ZM210 263H212V261ZM58 264H60V263H58ZM108 264H109V262H108ZM216 264H217V262H216ZM243 264H244V261H243Z\"/></svg>",
  "mask_w": 264,
  "mask_h": 264
},
{
  "label": "rangeland",
  "instance_id": "obj_2",
  "mask_svg": "<svg viewBox=\"0 0 264 264\" xmlns=\"http://www.w3.org/2000/svg\"><path fill=\"white\" fill-rule=\"evenodd\" d=\"M1 1V0H0ZM6 0H2L1 2H5ZM21 1H23V2H21ZM19 0V2H18V0H8V2H9V8H12V9H10L11 10V14H12V16L11 17H13L12 18V20L14 19V18H16V19H14L12 22L14 23H12L13 25H15V26H17V25H19V21L18 20H22V19H25L26 18V20L28 21L29 19H28V15L30 16V11H32V10H39V8H38V6L37 5H39V4H37V3H35V2H37V1H35L33 4H37L36 6H37V8H36V6L34 7V9H32L33 7H28V5L27 6H25V5H23L24 4V0ZM50 1H52V0H48V3H50ZM73 1V2H72ZM81 1V0H80ZM80 1L79 0H71L70 2L72 3V5H70V6H72L73 8H74V6H75V11H76V13H74V18L76 17H78L77 18V21L79 22V24H78V26H80V30L79 31H82V32H80V33H82L81 34V36L83 37V39L85 40H87V39H89V37L90 36H92L93 38H98L97 40H94L93 38V47H94V45H95V43H96V45H98L97 47L100 49V47H101V49H103L102 48V46H105V45H103L105 42H107V41H105L108 37H106L105 39H103L102 38V36H103V34H102V32H103V30H101V29H103L104 27V24H105V22L106 23H114L115 21V17H114V15H113V10H112V7H113V4L116 6V8H118L117 6L120 4V7H121V5L123 6L122 8L124 9V7H125V9H124V11H125V13H127V14H130V13H132L131 11H134L136 8H135V5H136V7L138 6L137 4L138 3H140L141 1V3L143 4V3H145L147 6V8L146 9H148V8H150V10H153L154 12L156 11V12H158V11H162L163 13H164V15L166 16V17H164V16H161L158 20H157V22L155 21L156 20V18L158 17L157 15H156V12L154 13V15L156 16H154V17H152V18H150V17H148L149 19H154L155 18V20H154V22H153V24L154 25H156L157 26V28H158V31H160V33L163 35V32L166 30L165 29V27H166V25L165 24H168V26H169V23L171 24V22H173V20H174V23H177L178 21V19H179V21L180 22H178L177 24L178 25H175L176 27L175 28H177V26H180L182 23H184L183 21H184V18H186V16H185V12L184 13H181L179 10H178V6H177V4L179 5V3H180V0H141V1H138V3L137 2H133V1H137V0H120L121 1V3H118L117 4V0H113V1H111V0H87V2L88 3H91L92 5V7H91V10H90V14L88 15L87 13L88 12H86L85 11V13L83 12L84 10H83V8H84V5L83 6H80L81 5V3H80ZM94 1H95V4H94ZM97 1V2H96ZM119 0H118V2H120ZM130 1V2H129ZM178 1H179V3H178ZM211 1L212 0H207V2L205 3L204 1H202V0H196V2H195V5H193L192 4V2L190 3V7H189V9L191 10V8H192V11H190L189 12V9H187L188 8V6L186 7V10L185 11H188L187 12V14L189 15V13L191 14V12H192V14H195L196 16H194V17H196V19H197V17L198 18H202L203 17V15H205L206 14V16H208V11H209V14H210V12H211V10L210 9H212V11H213V13L214 12H216V13H214V15L216 14V16H212V13L210 14L211 16L209 17V18H211V17H213L212 19H208V17H206V16H204V18H205V20L207 21V19H208V21H207V24H204V22H205V20H203L202 22H203V24L205 25V26H203V24H202V26L204 27L203 29L201 28L202 26H200L199 28L197 27L196 29V31H198V29H199V31H198V34L199 35H197V32L195 33V36L199 39V37H200V39L198 40L196 37L194 38V41H195V39L197 40V41H195V44H196V47H195V50H196V53L195 52H193V54L192 55H190L189 54V56H190V59L191 60H189V58L188 57H186L187 56V53L184 51L185 49H182L184 52H182V50H181V52L182 53H184V54H182L180 51H179V54H180V56L182 57V58H178V60H177V62H176V59L177 58H175L174 59V57L173 58H168V57H172V56H170V54H169V52H167V49H168V47L166 46L167 45V43H166V47H167V49L164 51L165 53L163 54V55H166L167 53H168V57L167 56H163V58H161L160 60L162 61L163 59H164V57H165V59H164V61L167 63H165L164 61H162L163 62V66H162V68L160 69V73H159V75H158V77L156 78V79H153V83L152 82H150L149 81V83H151L152 84V86L153 85H155L154 87L156 88V87H158L159 85V83H160V87H158L159 89H161V91H163V90H166V89H168V84L170 83L169 82V80L171 81L172 80V82L170 83V84H172L173 83V79H174V81L176 82V84L174 85V83H173V85L174 86H172L171 87V89H172V92H173V101H172V104H171V106H172V109H174V110H171V106H170V112L172 113H174V111L176 112L174 115L176 116L177 115V117H175L174 115H173V117H174V119H175V123H177L176 125H177V127H176V131H175V134H177L176 136H175V138L174 139H176V141L178 140L177 139V137L179 138H181V139H179L178 141H180V143L182 142V143H186L184 146V148H183V150H184V152H187V154H188V156H190V157H193L195 154H194V152H195V150H204V149H206L207 147H209L210 146V143L212 144L213 142V144H212V148L215 150V142H216V140L218 141L219 140V138H215V137H218V135L216 134H214L215 136L213 137V136H211V137H206V138H203L202 136H199L200 134H198L199 132H198V130L199 129H197L195 126V124H189L188 126H189V128H186V127H188L185 123H186V121H183V117L184 116H187L189 113H193V114H195V120H194V122L195 123H200V122H205V120H207V118H208V120H211V125H212V127H213V124H214V129L216 130L217 128H219L220 127V125L218 124V122L216 123V120L214 121V117H212L211 115H215V114H218V112H219V110H221V111H224L222 114V116L224 117V116H226V117H228L230 120L232 119V117L230 118V116H231V112H232V110L234 109V107H237V108H242L243 110H242V112L240 113V116H241V114H242V119H243V116L245 115V117H244V119L243 120H245V122H240V123H242V125H241V128L243 127V129L245 130V129H247V127H249V125L250 124H247V122L248 123H250V120H249V117L251 116V114H250V112H249V109H251L250 107V104H251V100L252 99H254V98H257L256 96L257 95H259V90L256 92V90H255V92H254V88L252 87V83L250 82V83H247L248 82V80H247V77H245V79H244V74H246L245 72V69H246V67H243V65L242 64H239V63H236L237 61L235 60V58L237 59L238 58V54H240V53H238V54H236V51H242V53H241V55H243V53H246V55H247V58H249V56H250V60H249V65H254V66H256L257 64V66H260V65H263V66H261V67H259V68H255L254 66V68H255V71H252L253 72V74L255 73L256 74V71L259 73H261L262 75V77H260V79H262L263 80V87H264V18H261V17H263V16H260V15H263L261 12H260V10H262L260 7L261 6H263L264 5V0H233V1H235V2H232V0L230 1V0H216V1H214V3H213V1H212V3L213 4H209V3H211ZM7 1L5 2V4H7L8 3ZM53 2H54V0H53ZM76 2V3H75ZM78 2V3H77ZM85 2V1H84ZM87 2H85V3H87ZM99 2V3H98ZM108 2H110V3H108ZM114 2H116V4L114 3ZM123 2H124V4H123ZM127 2V3H126ZM201 2H202V4H201ZM232 2V3H231ZM246 2V3H245ZM17 3V4H16ZM52 3V2H51ZM84 3V4H85ZM113 3V4H112ZM130 3V4H129ZM135 4L134 6L132 5V4ZM208 3V4H207ZM217 3V4H216ZM233 3H235V4H233ZM240 5H239V4ZM16 4V5H15ZM75 4V5H74ZM78 4V5H77ZM83 4V3H82ZM107 4H108V7H109V5H110V9L108 8V7H106L107 6ZM142 4H139V7L137 8V12L139 11V13H138V15H142V14H146L147 16H148V13L147 12H149L148 10H146V12L145 11H142L141 12V14H140V7H142ZM145 4L143 5V6H145ZM161 4V6H159V8H156V7H158V5H160ZM163 4V5H162ZM193 6H192V5ZM203 4H205V5H207L206 7L205 6H203V7H205V9L204 8H200V7H202V5ZM217 6H216V5ZM14 6V7H12V6ZM19 5H20V8H22V6H23V8L25 9H22V11L23 12H25V14L23 13H21L20 15H19V13L21 12V9L19 8ZM102 5H103V7H102ZM104 5H105V7H104ZM112 5V6H111ZM130 7V8H128V6ZM209 5H211V6H209ZM213 5V6H212ZM235 5V6H234ZM248 5V6H247ZM96 6V7H95ZM98 6V7H97ZM101 6V7H100ZM115 6L113 7L114 9H115ZM166 7V8H163V7ZM216 6V7H215ZM221 6V7H220ZM239 6H241V7H239ZM19 8L20 10L18 11L17 10V8ZM81 7H83L82 9H80ZM89 7V8H90ZM160 7H162V9L163 10H165V11H163ZM199 7V8H198ZM209 7V8H208ZM211 7V8H210ZM229 7V8H228ZM230 7H231V9H230ZM239 7V8H238ZM257 7V8H256ZM264 7V6H263ZM262 7V8H263ZM14 8H16V11H15V9ZM29 8H31V9H29ZM52 8H54V9H56V12H57V10H58V7L56 8V7H52ZM98 8V9H97ZM100 8H102L101 10H100ZM108 8V9H107ZM135 8V9H134ZM140 8V9H139ZM143 9H144V7H142ZM214 8V9H213ZM241 8V9H240ZM260 8V9H259ZM26 9H28L27 11H26ZM53 9V10H54ZM106 9H107V11H106ZM119 10H121V11H123L121 8H118ZM126 9L130 12V13H128V11L126 12ZM131 9V10H130ZM139 9V10H138ZM156 9V10H155ZM160 9V10H159ZM237 9H239L238 10V12H240L241 13V10L242 11H246V13H241V19H240V13L238 14V16H237V14H236V12H237ZM255 9V10H254ZM47 10V9H46ZM53 10H52V12H51V7H50V10H49V8H48V12H47V14H46V18L44 17V20H43V25H44V23H45V27L47 26V25H49V26H53L54 25V23H55V25L57 26V23L58 22H60V21H58L57 22V20L58 19H60V17H61V19L62 20H67L68 19V16L66 17V19H65V17H62L61 15H58V17L56 18L55 16H57V15H53L54 13H56V12H53ZM106 12H105V11ZM110 10V11H109ZM145 10V9H144ZM175 10H177V11H175ZM234 10H236V11H234ZM249 10V11H248ZM13 11V12H12ZM15 11V12H14ZM18 11V12H17ZM50 11V12H49ZM55 11V10H54ZM94 11V12H93ZM97 13H96V12ZM178 11H179V16L177 15L176 16V14L178 13ZM224 11V12H223ZM256 11L259 13H256ZM74 12V11H73ZM81 12H83V14H85V15H82V13ZM104 12V13H103ZM143 12H145V13H143ZM150 12H152V11H150ZM150 12H149V14H150ZM168 12H170L171 13V15H170V13H169V15H168ZM222 12H223V14H222ZM226 12V13H225ZM227 12H229L228 14H227ZM233 12V13H232ZM235 12V13H234ZM17 13V14H16ZM49 13H51V14H49ZM108 13V15H106ZM204 13V14H203ZM225 13V14H224ZM16 14V15H15ZM48 14H49V16H48ZM57 14V13H56ZM233 14V15H232ZM234 14H236V15H234ZM245 14H246V16H245ZM248 14V15H247ZM255 14H256V17H255ZM259 16H258V15ZM22 15H24V17L22 16ZM51 15V16H50ZM81 15V16H80ZM88 15V16H87ZM93 15H94V17H93ZM145 15V16H146ZM188 15H187V19L188 18H190V16H192V15H189V17H188ZM218 15V16H217ZM227 15V16H226ZM231 15V16H230ZM17 16V17H16ZM18 16L20 17V18H18ZM21 16H22V18H21ZM107 16V17H106ZM143 17H144V15H142ZM170 18H169V17ZM175 16V17H174ZM221 16V17H220ZM223 16H225V18L223 17ZM244 16V17H243ZM248 16V17H247ZM92 17H93V19H92ZM104 17L106 18V20L104 19ZM172 17V18H171ZM184 17V18H183ZM194 17H192V18H194ZM216 17V18H215ZM227 17V18H226ZM233 18V20H232V18ZM49 18V20H47ZM56 21V22H54L53 21V19ZM75 18V19H76ZM99 18V19H98ZM102 18V19H101ZM114 18V19H113ZM147 18V19H148ZM167 18V20H165L164 21V19H166ZM177 18V19H176ZM203 18V19H204ZM207 18V19H206ZM214 18H215V21H213L214 20ZM236 18V19H235ZM244 18V19H243ZM248 19L249 18V20H246V19ZM113 19V20H112ZM163 19V20H162ZM170 19V20H169ZM172 19V20H171ZM253 19V20H252ZM17 20V21H16ZM46 20H47V22H46ZM51 20V21H50ZM70 20V19H69ZM69 20H67L68 22H71V21H69ZM88 20L90 21V22H88ZM92 20H94L95 21V23H94V21H92ZM151 20H148V21H151ZM176 20V21H175ZM189 20V19H188ZM195 20V19H194ZM199 20V19H198ZM221 20H223V22L221 21ZM226 20H228V21H226ZM236 21V20H240L241 22H243V20L246 22V21H249V22H253L254 24V27H255V29L252 27V29L254 30H250L249 29V26H247V30L245 29V31H246V34L247 33H249V36H248V34L246 35L245 33H243V35L245 34L246 36H248L247 38H249V39H246V36H244V38H245V40L246 41H250V38L251 37H253V38H251V41L250 42H252V43H250V42H247L246 44V46H243V45H240V44H238V41L236 42L235 40H233V39H231V35H230V40L232 41H230L229 40V37L227 36L228 35V32H226L222 27H223V25L222 24H224V22L225 23H230V24H232V22L231 21ZM255 20V21H254ZM23 21V20H22ZM21 21V22H22ZM25 21V20H24ZM26 21V22H27ZM48 21H50V22H48ZM87 21V22H86ZM97 21H99V22H97ZM105 21V22H104ZM164 21V22H163ZM166 21L167 22H169V23H166ZM216 21H217V23H216ZM230 21V22H229ZM17 22V23H16ZM61 22H63V21H61ZM91 22H93L92 24H91ZM103 22V23H102ZM200 22H201V20H200ZM221 22V23H220ZM241 22H240V24H241ZM248 22V24H251V26H253L252 25V23H249ZM256 22V23H255ZM47 23H49V24H47ZM72 23V22H71ZM70 23V24H71ZM86 23V24H85ZM160 23V24H159ZM162 23V24H161ZM181 23V24H180ZM206 23V22H205ZM211 23V24H210ZM235 23V22H234ZM233 23V24H234ZM73 24H74V22H73ZM89 24V25H88ZM103 24V25H102ZM173 24V23H172ZM236 24H239L238 22H236L235 23V25ZM243 24V23H242ZM247 24V23H246ZM263 24V25H262ZM82 25L84 26L83 28H82ZM86 25V26H85ZM95 25V26H94ZM165 25V27H163ZM207 25V26H206ZM213 26V28H212V26ZM225 25V24H224ZM227 25V24H226ZM225 25V26H226ZM92 26V27H91ZM160 26H162L163 28H161ZM182 26V25H181ZM209 26V27H208ZM215 26H216V28H215ZM222 26V27H221ZM238 26H240L241 27V25H237V27ZM243 26V25H242ZM250 26V27H251ZM257 26V27H256ZM54 27V26H53ZM90 28L91 27V29H88V28ZM103 27V28H102ZM160 27V28H159ZM206 27H207V29H206ZM221 27V29H219ZM85 28V29H84ZM100 28V29H99ZM135 28V27H134ZM133 28V30H135ZM167 28V27H166ZM241 28H243L244 29V27H241ZM82 29V30H81ZM160 29V30H159ZM162 29H165L163 32H162ZM202 29V30H201ZM224 31H223V30ZM239 29V28H238ZM243 29H241V31H243L244 32V30ZM47 30V29H46ZM86 30H88V31H86ZM90 30V31H89ZM91 30H95L94 32H91ZM212 30V31H211ZM217 30V31H216ZM220 30V31H219ZM240 30V29H239ZM47 31H50V28L47 30ZM204 31V32H203ZM218 33H216V32ZM247 31H249V32H247ZM250 31H251V33H250ZM90 32V33H89ZM113 32V33H112ZM112 32H111V35L114 37V36H116L115 38H117V36L118 37H121L122 35H119L118 34V32L119 31H117L116 29L114 30H112ZM208 32V33H207ZM219 32H221L220 34H221V36H223L222 35V33H225L226 32V35H224V37H223V40H224V38H225V41H223V43H224V46H222L223 44H221V42H219L220 40H221V36H220V34H219ZM47 32H45V34H44V36L46 37V40L44 39L45 37H43L41 40L42 41H47V42H51L52 44L51 45H42V46H44V47H42L43 49L45 48V46H47L49 49H51L50 51H53L54 53H56V51H63V48L62 47H64V45L65 44H63V42H60L59 40H58V37L59 36H57V40H56V37L54 36V38H49V37H51V35L50 34H46ZM116 33H117V35H116ZM171 33V31H169V33H168V35ZM203 33V34H202ZM259 33V34H258ZM88 34V35H87ZM89 34H91L90 36H89ZM115 34V35H114ZM165 34V33H164ZM208 34L210 35V36H208ZM50 35V36H49ZM101 35V36H100ZM167 35V34H166ZM177 36L179 35V34H176ZM175 35V36H176ZM251 35H253V36H251ZM49 36V37H48ZM95 36H97V37H95ZM212 36H213V38H212ZM227 38H226V37ZM251 36V37H250ZM259 36V37H258ZM85 37V38H84ZM210 37V38H209ZM117 39H119L120 40V38H117ZM121 39H123L125 42H123V44H122V42L120 41L119 43H121V45H123V47H125L126 46V42H127V40L129 41V39H125V38H123V36H122V38ZM227 39H228V41H227ZM253 39V40H252ZM56 40V41H55ZM102 40H104V41H102ZM107 40H109V39H107ZM122 40V41H123ZM201 40V41H200ZM215 40V41H214ZM58 42V44H60L61 43V45H63V46H60V45H58L57 43H55L54 44V42ZM94 41H95V43H94ZM97 41V42H96ZM199 41V42H198ZM214 43L213 45H212V42ZM216 41H218L219 42V44H218V42H216ZM222 41V40H221ZM245 41V42H246ZM131 42H132V40H131ZM131 42L129 41L128 42V46L127 47H129V49L127 48V47H125L124 49L122 48V47H120L119 49H120V51H122L123 50V52L126 50L127 51V53H130V51L132 52V55H134V53H133V42H132V44H131ZM170 42H172V41H170ZM170 42H168V43H170ZM198 42V43H197ZM227 42V43H226ZM228 42H229V44H228ZM232 44H231V43ZM244 42V43H245ZM102 43V44H101ZM201 43V44H200ZM210 43V44H209ZM236 43V44H235ZM218 44V45H217ZM54 45V46H53ZM95 45V46H96ZM125 45V46H124ZM169 45V44H168ZM217 45V47L215 48V46ZM219 45H221V47L219 46ZM232 45L234 46V49H235V53L233 52V48H232ZM249 45V46H248ZM251 45V46H250ZM53 46V47H52ZM92 46V45H91ZM212 46V47H211ZM248 46V47H247ZM47 47L45 48L46 50H48L47 49ZM52 47V48H51ZM62 48V50H61V48ZM97 47H95V51L97 52ZM131 47V48H130ZM164 47V46H163ZM165 47V48H166ZM213 47H214V49H213ZM226 47H227V49H226ZM250 47H252V48H250ZM58 49V48H60V49H58V50H56V49ZM65 48V47H64ZM122 48V49H121ZM127 48V49H126ZM211 48V49H210ZM246 48H248V49H246ZM164 49V48H163ZM172 50L174 49V48H171ZM170 49V50H171ZM212 49H213V51H212ZM216 49V50H215ZM227 51H226V50ZM244 49V50H243ZM252 49V50H251ZM55 50V51H54ZM128 50H130V51H128ZM179 50V49H178ZM194 50V51H195ZM208 50V51H207ZM223 50L225 51V52H223ZM231 51V53H230V51ZM247 50H249V51H247ZM252 52H251V51ZM100 51H102V50H100ZM162 51V52H163ZM168 51H169V49H168ZM212 51V52H211ZM215 51V52H214ZM219 51V52H218ZM244 51V52H243ZM246 51V52H245ZM61 52H58V53H56V54H54V56H52V58H51V56L49 57V55L50 54H52V53H48L49 55H47L46 57L48 58V64H49V66L47 67H45V68H43V72H42V75L38 78V76H37V78L35 77V79L34 78H32V80H30V84H31V88L29 89L28 87H26V88H28V91L27 92H25V86L24 87H22L21 86V91H23L24 90V93L23 94H25L24 95V99L26 98L28 101V103L27 102H24L23 101V104L24 103H27L26 105H22V103H21V101L19 102V103H15L16 101H17V99H15L14 100V98L12 99L11 98V96L7 93V91H6V82L7 81H5L6 79H9L10 78V80H11V78H12V80L9 82L8 81V84H7V86L10 88V86L11 87H15L16 85H14V84H17L18 82H17V80H15L16 82L15 83H13V77H11V76H9V78L6 76V75H3L6 79H4L3 77H1L2 76V74L0 75V78H1V80L3 79V82H1V80H0V89L2 88V90H0V103L2 104V105H4L3 107H2V105H0V109H2L3 108V110H0V116L1 117H11V115L13 116L14 114H16V115H14L15 117H22L21 118V120L23 119V120H25V119H27L26 118V115H29L28 113H30V112H28V110L30 111V109H34V111L36 112L37 111V109L36 108H33V103H32V101H30V99H28L30 96H34V94L36 93V91L37 92H40L39 94H41V92L42 91H44V89H45V93L46 94H49V92H47V90L49 89L50 90V92H51V88L52 87H54V85H52V83H50V82H52V79H54L57 75H60V76H58V77H60L61 78V80L63 81V84H66V81L67 82H70V85H71V87H72V89L74 90V92L76 91L77 93H75V94H78V96L76 97L77 98V100H85V98H79L78 99V97H87L88 96V94H89V97H90V95L92 94V92H90V90L92 91V89L89 87V84H90V82L88 83V81H90L89 80V78H87L88 76L87 75H85V73L84 74H82L83 73V71H81V72H79V70H82L80 67V69L78 68V66H76V68H75V65H70V64H68L67 62H66V60H64V61H62V62H65L64 64L61 62L60 63V61H58V60H61L62 59V56L64 55L65 56V54H61ZM99 52V51H98ZM123 52H121L122 54H123ZM167 52V53H166ZM174 52H175V50H174ZM216 52L218 53V54H221V55H223L224 54V56H226V58H223V59H221V57H224V56H219L218 57V54H216ZM220 52H223V54L222 53H220ZM228 52H229V55L231 54V56H228ZM126 52L124 53V54H126V56L128 55ZM186 53V54H185ZM213 53H215L217 56H215V59H221L222 61H225L224 59H227V58H231V60L233 59V61H235V63H236V65H235V63L233 62V64H232V62H230L231 64H232V66H231V68H230V65H228V66H226V67H229L231 70H232V68H233V70H235L234 69V65H235V68H237L238 67V69L239 68H242L243 69V71L241 72V75L239 74V72H237L238 74H239V76H242V78L241 77H239V76H236V75H238L237 73H236V75H234V77H233V74H232V71L230 70L229 71V68H227L226 70H228V72H226V73H229L230 72V74L229 75H231V76H227V77H225L224 75L222 76V78H220V76H218L219 75V73L217 72V71H215V70H217V69H214V65H213V62H214V55L215 54H213ZM227 53V54H226ZM233 53H234V55H233ZM249 53H251V54H253V56H254V54H255V56H257V55H259V56H257L256 58H255V60L253 59L254 57L251 55V54H249ZM52 54V55H53ZM58 54H60V55H58ZM123 54V55H124ZM176 54H178L177 52L175 53V55ZM195 54V55H194ZM206 54H207V56H206ZM208 54L210 55V57L208 56ZM226 54V55H225ZM56 55H58V56H60V57H58V56H56ZM132 55H130L131 57H132ZM184 55H186V56H184ZM213 55V56H212ZM246 55H244L245 57H246ZM249 55V56H248ZM56 56V57H55ZM63 56V57H64ZM178 56V55H177ZM186 58V59H184V57ZM195 56V57H194ZM237 56V57H236ZM55 57V58H54ZM58 57V58H57ZM128 57H129V55H128ZM166 57H167V59H166ZM206 57H208V61L206 60ZM212 57V58H211ZM50 58V59H49ZM54 58V59H53ZM61 58V59H60ZM130 58V57H129ZM133 58H135V57H133ZM133 58H131V60L133 59ZM136 58H137V61H138V57L136 56ZM136 58L135 59H133V62L134 61H136ZM254 60V62L255 61H257L256 63H252L253 62V60ZM179 59H180V61H179ZM184 59V60H183ZM188 59V60H187ZM209 59H210V61H209ZM52 60L53 61H55L56 62V65H54L55 63H53L52 62ZM170 60V61H169ZM175 60V61H174ZM228 60V62H229V60L230 59H227ZM226 60V61H227ZM51 61V62H50ZM172 61V62H171ZM178 61H179V63H178ZM184 61H186V62H184ZM47 62V61H46ZM161 62V63H162ZM180 62H183V63H180ZM206 62H208V63H206ZM209 62H210V64H212V65H210L209 64ZM263 62V63H262ZM134 63H136V62H134ZM176 63V64H175ZM202 63V64H201ZM251 63V64H250ZM260 63H262V64H260ZM47 64V63H46ZM45 64V65H46ZM47 64V65H48ZM58 64V65H57ZM61 64V65H60ZM63 64V65H62ZM67 64H68V66L70 65V66H74L73 68L72 67H70V68H68L67 67ZM132 64V63H131ZM138 64V63H137ZM136 64V65H137ZM166 64V65H165ZM182 64V65H181ZM260 64V65H259ZM51 65H52V67H51ZM135 64H134V66H136ZM209 65V66H208ZM241 65V67H239ZM251 65V66H252ZM58 68H57V67ZM130 67L131 66H133V64L132 65H129ZM133 66V67H134ZM170 66V67H169ZM211 66V67H210ZM53 67H54V69H53ZM128 68V67H126L125 69H126V71H125V75H123V77L125 76V78H123L124 80H128L126 83L128 84H126L125 86H129L128 88L130 89V92H129V94L131 95V94H133V93H131L132 91H133V89H132V87L133 88H135L134 89V91L133 92H135V91H137V92H140V94L141 93H145V91H143L142 92V90H141V87H144L145 86V83H147V82H145L144 83V80H150V78H151V74L149 75V72L148 71H146L145 69H141V68H137V66H136V68H135V70H134V68L132 67V69L131 68ZM203 69H201V68ZM47 68H48V70H47ZM56 68V69H55ZM60 68L62 69V70H64V68H67V70L65 69L64 71H60ZM72 68V69H71ZM164 68V69H163ZM182 68H184V69H182ZM190 68H192V69H190ZM211 68H213L212 69V71L210 70ZM245 68V69H244ZM261 68V70L259 71V69ZM49 69H52V70H49ZM69 69H71V70H69ZM129 69V70H128ZM208 69V70H207ZM247 69H249V68H247ZM250 69H251V67H250ZM74 70V71H73ZM130 70H132V73H130L131 71ZM137 70H139V71H137ZM164 70V71H163ZM206 70V71H205ZM252 70H253V68H252ZM46 71V72H45ZM65 71H67V72H65ZM129 71V72H128ZM136 71L138 72V73H136ZM161 71H162V73H161ZM166 71V72H165ZM180 71V72H179ZM182 71V72H181ZM210 71V72H209ZM214 71V72H213ZM44 72H45V75H43L44 74ZM47 72L49 73V74H47ZM52 72H54V73H52ZM55 72H58L57 73V75H56V73ZM79 72V73H78ZM134 72V73H133ZM164 72V73H163ZM184 72H185V75H184ZM192 72L196 75V77L197 78H195V75L193 74L192 75ZM201 72H204V73H201ZM206 72H208V74L206 75ZM216 72V73H215ZM263 72V73H262ZM53 75H55V76H53ZM71 73V74H70ZM183 73V74H182ZM210 73H212V75L210 74ZM217 73H218V75H217ZM226 73H225V75H226ZM242 73H244V74H242ZM259 73V74H260ZM65 75V76H63V75ZM68 74V75H67ZM73 74V75H72ZM75 74L76 75H78V76H76L77 77V79L75 78ZM128 74H133L132 75V78H129L130 76L128 75ZM180 74V75H179ZM187 74V75H186ZM189 74V75H188ZM210 74V75H209ZM252 74V75H253ZM258 74V75H259ZM67 75V76H66ZM70 75V76H69ZM136 75H138V76H136ZM184 75V76H183ZM244 75V76H243ZM69 76V77H68ZM73 76H74V78H73ZM126 76H127V79H126ZM136 76V77H135ZM140 76V77H139ZM150 76V77H149ZM161 76V77H160ZM175 78H174V77ZM182 76V77H181ZM187 76H189V77H187ZM194 76V77H193ZM206 76V77H205ZM215 76H217V77H215ZM58 77H56V79H54V80H57V78ZM66 77L67 78H69V79H66ZM70 77H71V80H70ZM143 77V78H142ZM187 78V80L185 79V78ZM213 77V78H212ZM230 77V78H229ZM232 77V78H231ZM52 78V79H51ZM65 78V80H63ZM74 79V81H73V79ZM129 78V79H128ZM173 78V79H172ZM209 78V79H208ZM215 78H217V80L215 79ZM222 79V80H220V79ZM225 78V79H224ZM227 78V79H226ZM34 79V80H33ZM45 79V80H44ZM47 79V80H46ZM49 79V80H48ZM51 79V80H50ZM80 79V80H79ZM120 80H122L121 78H119ZM133 81H132V80ZM143 79V80H142ZM152 79V78H151ZM176 79V80H175ZM197 79V80H196ZM43 80V81H42ZM53 80V81H54ZM69 80V81H68ZM120 80H118V81H120ZM141 82H140V81ZM147 80V81H148ZM190 80V81H189ZM211 80V81H210ZM216 80V81H215ZM232 82H231V81ZM257 80H259V76H258V79ZM36 81H38L37 83H38V85H36L37 83H35ZM47 81V82H46ZM135 81V82H134ZM152 81V80H151ZM194 83H193V82ZM197 81V82H196ZM221 81V82H220ZM244 81V82H243ZM250 81V80H249ZM41 82V83H40ZM43 82V83H42ZM45 82L46 83H48V84H45ZM54 82H56V81H54ZM71 82L73 83V85H75V86H73L72 84H71ZM77 82H78V85H77ZM80 82V83H79ZM130 82H133V83H131V84H129ZM137 82V83H136ZM144 84H143V83ZM157 84V82H158V84L156 85L155 83ZM169 82V83H168ZM212 82H215L216 84H217V86H216V89H218V87L219 86H221V87H219V90H216L215 89V83H213L212 84ZM222 82H224V83H222ZM228 82L230 83V84H234V85H232V86H234L233 88H232V86H231V88H230V84H228ZM236 82H238V83H236ZM259 82V81H258ZM257 82V83H258ZM6 83V84H5ZM12 83V85H10ZM62 83V82H61ZM60 83V84H61ZM241 83L244 85V84H246L245 85V87L246 86H248L249 85V87L248 88H250L249 90H244L243 88H241L243 85H241ZM260 83V82H259ZM258 83V84H259ZM5 85V88H4V85ZM34 84H35V86L36 87H38V88H36V87H34ZM43 84V85H42ZM54 84V83H53ZM136 84H137V86H136ZM142 84V85H141ZM148 84V83H147ZM256 85V82L255 83H253V86H255ZM258 84H257V87H259L260 88V85L258 86ZM45 85V86H44ZM49 85V87L48 88H45L46 86H48ZM62 85V84H61ZM82 85V86H81ZM138 85H140V87L138 86ZM194 85V86H193ZM237 85V86H236ZM239 85V86H238ZM241 85V86H240ZM18 86V85H17ZM33 86V87H32ZM50 86H52L51 88H50ZM65 86V85H64ZM77 86V87H76ZM131 86V87H130ZM134 86H136V87H138V88H140L139 90H138V88H136V87H134ZM148 86H149V84H148ZM152 86H150V90L152 89L151 87ZM212 86V87H211ZM214 86V87H213ZM236 86V87H235ZM80 87L82 88V89H80ZM191 87V88H190ZM211 87V88H210ZM237 87H240V89L238 88L237 89ZM256 87V86H255ZM22 88H24L23 90H22ZM33 88V89H32ZM36 88V89H35ZM89 88H90V90H89ZM127 88V87H126ZM127 88V90L124 88L123 90H125V93L123 94V97L126 95V93H127V95L126 96H128V97H124L126 100V102L127 103H132V100L134 99V100H136L137 98L138 99H143V98H146V94H139V93H136V95H135V93L130 97L129 96V94H128V91H129V89ZM195 88H197V89H195ZM212 90H210V89ZM226 88H227V90H226ZM248 88H245V89H248ZM259 88H257V89H259ZM37 89H40V91H38ZM47 89V90H46ZM80 89V90H79ZM170 89V88H169ZM205 89H206V91H205ZM222 89V90H221ZM224 89V90H223ZM230 89L232 90V91H230ZM241 89L243 90L242 91V93H240V91H241ZM256 89V88H255ZM30 90V91H29ZM132 90V91H131ZM153 90V89H152ZM158 90V89H157ZM194 90V91H193ZM226 90V92H224ZM235 90V91H234ZM240 90V91H239ZM264 90V89H263ZM263 90H262V86H261V91H262V93H264L263 92ZM88 91L91 93H88ZM31 92V93H30ZM33 92V93H32ZM44 92H42L43 94H44ZM79 92H80V94H79ZM124 92V91H123ZM191 92H192V94H191ZM196 92V93H195ZM208 92H210L209 94H208ZM217 92V93H216ZM220 92H221V94H220ZM224 92V93H223ZM228 92H229V94H228ZM232 92H234V93H232ZM249 92H251V93H249ZM81 93L82 94H84V95H81ZM88 93V94H87ZM231 93V94H230ZM244 93V94H243ZM32 94V95H31ZM140 95L141 97L139 98L138 97V95ZM213 94V95H212ZM220 95V97H219V95ZM224 94V95H223ZM226 94V95H225ZM237 96V94L239 95V98H241V101H242V99H243V103H242V105L241 104H239L238 103V97H236L235 95ZM250 94V95H249ZM9 95V96H8ZM27 95V97H25ZM80 95V96H79ZM86 95V96H85ZM144 95V96H143ZM216 95V96H215ZM228 95V96H227ZM242 95V96H241ZM264 94H262V96H263ZM45 96H47V95H45ZM76 96V95H75ZM92 96V95H91ZM208 96V97H207ZM210 96V97H209ZM218 97V98H215V97ZM226 96L228 97V98H226ZM251 96H253L254 98H252L251 99ZM11 98V100H10V98ZM43 97V96H42ZM50 97V96H49ZM89 97H87L86 98V100H88V101H90V99H89ZM93 97V96H92ZM135 97H136V99H135ZM193 97V98H192ZM222 97H224V98H222ZM229 97H230V99L232 98V100H230L229 99ZM235 97L237 98V99H235ZM243 97V98H242ZM259 98H260V100H259V98L257 99V100H259V102L258 103H262V102H260V101H262V99H264V98H261V93H260V96H258ZM31 98V97H30ZM35 98V97H34ZM51 98V97H50ZM128 98V99H127ZM209 98H212L213 99V101H212V99H209ZM245 98H247V99H245ZM4 99V100H3ZM6 99H8V100H6ZM31 99H33V97L31 98ZM95 99V98H94ZM172 99V98H171ZM218 99V100H217ZM228 99V100H227ZM251 99V100H250ZM48 100H50V101H53V102H50V104H51V108L54 110H60V108H58V106L56 105V103H55V100H53L52 98L51 99H49L48 98ZM130 100H131V102H130ZM133 100V102L135 103V102H137V101H134ZM146 100H147V98H146ZM217 100V101H216ZM237 101L236 102V104H235V102L234 101ZM247 101V103H246V101ZM13 103H12V102ZM91 101H93V103L95 102V104L97 105H99L100 106V109L103 107V105H105V102L103 101V103L101 102H97V100L95 99V100H91ZM174 101L176 102V103H174ZM231 101V102H230ZM233 101V102H232ZM241 101H240V103H241ZM4 102V103H3ZM18 102V101H17ZM97 102V103H96ZM215 102V103H214ZM216 102H218V103H216ZM224 102H226V104H224ZM229 102H230V104H229ZM250 104H249V103ZM264 102V101H263ZM16 105H15V104ZM21 103V104H20ZM90 103H92V102H90ZM92 103V104H93ZM233 103V105H237V106H234V107H230V105ZM238 103V104H237ZM20 104V105H19ZM50 104H49V106H50ZM53 104H55V105H53ZM91 104V105H92ZM95 104H93V107H94V105ZM100 104H103L102 106L100 105ZM178 104V105H177ZM215 104V105H214ZM219 106H218V105ZM229 104V105H228ZM246 104H248V105H246ZM13 105V106H12ZM14 105L15 106H17L18 105V107L16 108V109H14L15 107H14ZM27 105H28V107H30V109H28V110H26V108H28L27 107ZM97 105V106H98ZM134 105V104H133ZM176 105H177V107L178 108H176ZM240 105V106H239ZM244 105H245V107H244ZM263 105V104H262ZM54 106V107H53ZM94 107V108H92V113H93V111H94V113H95V115L94 116H98V114H99V111H97L96 112V108H98V110H99V106L98 107ZM175 106V107H174ZM218 107V110L216 109V107ZM226 106V107H225ZM228 106V107H227ZM239 106V107H238ZM264 106V105H263ZM263 106H259L260 108L261 107H263ZM6 107V108H5ZM11 107V108H10ZM19 107H21V108H23V109H18ZM213 107H214V109H213ZM224 107V108H223ZM231 108V111L229 110L230 108ZM247 107V108H246ZM180 108V109H179ZM202 108V109H201ZM203 108L205 109V110H203ZM207 108V109H206ZM222 108V109H221ZM249 108V109H248ZM259 108V109H260ZM264 108V107H263ZM9 109V110H8ZM180 111H179V110ZM181 109L183 110V112L185 113V114H183V112L181 111ZM212 109V110H211ZM226 109V110H225ZM5 110V111H4ZM20 113H17V111ZM31 110V111H32ZM54 110V111H55ZM206 110H208L209 111V114L210 115H206V116H203L202 114H205V113H203V112H205ZM260 110H262V109H260ZM4 111V112H3ZM16 111V112H15ZM178 111H179V113H178ZM211 111V112H210ZM247 113H245V112ZM251 111V110H250ZM259 111V110H258ZM8 112H10L11 113V115H9L8 116ZM26 112V113H25ZM50 112H52V111H50ZM181 112V113H180ZM226 112L228 113V114H226ZM229 112H230V114H229ZM252 112H253V110H252ZM251 112V113H252ZM9 113V114H10ZM93 113V114H94ZM171 113H170V115H169V112L168 113H165L166 115L164 116V117H167L166 119H168V118H170V117H168V116H171ZM188 113V114H187ZM207 113V112H206ZM213 113V114H212ZM243 113H244V115H243ZM6 116H5V115ZM86 114V113H85ZM84 114V115H85ZM167 114H168V116H167ZM178 114H180V115H182L178 120H177V118L180 116V115H178ZM83 114L81 115V116H83L84 118H85V116H84ZM86 115H88V114H86ZM247 115H250V116H247ZM80 116V115H79ZM200 116V117H199ZM202 116V117H201ZM19 117V118H20ZM66 117H68V116H65V118H63L64 120L65 119H67ZM205 119H204V118ZM248 117V118H247ZM69 118V117H68ZM186 118V117H185ZM185 118H184V120H185ZM198 118H200V122H199V119ZM201 118H202V121H201ZM228 118L227 119H225V120H228ZM28 119H29V117H28ZM165 119V120H166ZM197 119V120H196ZM181 120V121H180ZM242 120V121H243ZM170 119L168 120V124H170ZM183 121V123H184V125H183V123L182 124H178V123H181ZM198 121V122H197ZM213 121V122H212ZM224 120H221L220 122H223ZM229 121V120H228ZM166 122V121H165ZM206 122H208V121H206ZM208 122V123H209ZM225 122H227V121H225ZM231 122V121H230ZM122 123H124L123 125H125L126 124V126H127V124L128 123H126V121L124 122H121V124ZM209 123V124H210ZM188 124V123H187ZM236 124V123H235ZM234 124V125H235ZM246 125V128L244 127L245 125ZM129 125V124H128ZM165 125V129H167V128H169V126L171 125H169L168 127L166 126L167 125V122H166V124H164ZM181 125H183V126H181ZM219 125V126H218ZM237 125V124H236ZM131 126V125H130ZM130 126H127L128 128L130 127ZM180 126V127H179ZM183 127V128H182ZM191 127H192V129H191ZM217 127V128H216ZM238 127V126H237ZM170 128H171V126H170ZM178 128V129H177ZM185 129H187L186 131H183V130H185ZM194 132V133H196V134H198V136H197V138H196V136H195V134H193L192 135V133L193 132H191V133H187V131L189 132V131H191V130ZM220 129V128H219ZM219 129L218 130H216V131H219ZM243 129H240L241 131L243 130ZM143 131V129H140V131ZM243 130V131H244ZM139 131V132H140ZM196 131V132H195ZM131 132V131H130ZM133 132V131H132ZM136 132V131H135ZM138 132V131H137ZM184 132H185V134H184ZM0 135H2L3 134V131L2 130H0ZM187 133V134H186ZM139 134V137L141 138V136L143 135V134H145V133H138ZM138 134L137 133H134V134H132L134 137H138ZM140 134H142V135H140ZM188 134H189V136L190 137H188ZM191 134V135H190ZM137 135V136H136ZM181 135V136H180ZM184 135H187V136H185L184 137ZM18 138H14V140H13V142H12V147H11V145H10V148H8V146L7 145H5L2 141H0V153H1V151L3 150V152H6L5 154H3V153H1L0 154V158L2 159V161H1V159H0V164L1 165H3V163H4V165L6 164V165H8L7 163V161L5 162V156H6V158H8V157H10V158H13L12 156H14V157H16L17 156V154H18V152L21 150V143H19L18 141H20L21 142V140H20V138H19V135L17 136ZM186 137H188V138H186ZM191 137H193V138H191ZM199 137V138H198ZM2 138V137H1ZM191 138V139H190ZM207 138H208V140H207ZM18 141H17V140ZM137 139V138H136ZM192 140V139H194L193 141L194 142H192V141H190L193 145H195V147H193L191 144H190V142H188L189 140ZM198 139V140H197ZM216 139V140H215ZM261 139V138H260ZM1 140V139H0ZM16 140V141H15ZM160 140V139H159ZM185 140H187V141H185ZM262 141H260V144H262L263 143V138L261 139ZM177 141V142H178ZM195 141L197 142H199L198 144L197 143H195ZM210 143H209V142ZM258 141V142H259ZM105 142L106 141H102L101 143H103L102 145H99V144H101V143H99V142H97L96 144H94L92 147L93 148H96L97 149V153H98V157H96V156H94V158H96V162L94 163V160H93V164H97L98 162H99V160H101V153H102V150H106V149H103L105 146H108V145H106L107 144V142H106V144H105ZM188 142V143H187ZM15 143H17V144H15ZM195 143V144H194ZM20 146H19V145ZM189 144V145H188ZM196 144H197V146L199 147V149H197L196 148ZM259 144V145H260ZM97 145V146H96ZM183 145V144H182ZM94 146H96V147H94ZM46 146L44 145V148H45ZM98 147V148H97ZM217 147V149H218V146H216ZM261 147H263V145L261 146ZM83 149V146H81L80 147V149ZM86 148V147H85ZM83 149V152L85 151V150H87V148L86 149ZM93 148H91V149H93ZM106 148V147H105ZM195 150H194V149ZM13 149H14V151H13ZM57 148H55V149H52L51 151H50V149L49 148H46L45 150H44V153L42 152V153H40V154H37L36 152H34L32 155H37L36 156V158H35V156H33V159L35 160H37V158L39 157V156H42V157H45L44 159L41 157V159H40V157L38 158V161H37V164H38V169H37V173H38V170L40 169L39 167H41V170L42 171H40V173L41 174H39L38 176H36L37 177V179L34 177L35 175H36V172H31V173H27L26 175H25V173L24 174H22V175H25V176H23V177H25V178H27V181H26V179L25 178H22V179H24L23 181H22V185H20V187H22L23 188V191H22V188H20L19 189V192L20 191H22L21 192V195H23V193H24V195H23V200L24 199H26V200H24L25 202L22 204V208H23V210H22V212L18 209V211H14V213H16V214H19V215H21V217H22V215H24L22 218H27V221H28V223L30 224V227L32 228V226L31 225H33V228L32 229H35L38 225L36 224L35 225V223H37V222H35V221H39V220H36V219H40V223H38L39 225H41V226H38L36 229H37V231H39V229H41V227H42V225H43V233H44V235H42V234H40V236L41 237H39V241L40 240H42V244H39L40 242L38 241V242H36V243H32L33 241H27V243H29V245L31 244V248L29 249V245H27L26 246V241H24V237L25 236H21V235H19L18 237H13L12 238V235H10V233H4L5 231L7 232V227H5L4 228V224H5V222L2 220V217H5V218H3L4 220L8 217L7 216V213L8 212H10V211H8L7 212V210L6 211H4V210H2V209H0V214H1V212H2V214H1V216L2 217H0V225H2L3 226V228L5 229V231L3 232V230H1L0 229V264H4V263H7V262H9V263H16V262H18L19 260H21V261H26L27 259H30V258H32V257H34V258H38L37 256H36V254H39V258H40V263L41 264H48V262H51V263H49V264H58V263H60V264H75V260H74V257H72L73 256V252H71V254L69 253L70 252V250L72 251L73 249L71 248L72 246H71V243L69 244V240H68V238L66 237V235L64 234V232H63V230H65V223H62L61 222V220H58L57 221V218H56V215L53 213V210L51 211L50 210V208H46V207H42V194L43 193H45V194H47V192L48 191H54L55 189H56V184L54 183L53 184V182L54 181H56L55 179H54V181L53 182H48L49 184H50V186H49V184L47 183V182H44V185H43V179L42 180H40L39 179V177H41V175L42 176H44V174H43V172L45 171V168L48 166V167H50V166H52L54 163H60V162H62L63 163V161H65V159H63V161H61V160H58V161H60V162H56L55 161V159L53 158V157H51V153L53 154V152H55V151H57L56 150ZM79 149V148H78ZM77 149V150H78ZM82 149H81V151H82ZM91 149H89V150H91ZM101 149V150H100ZM193 149V150H192ZM11 150V151H10ZM95 150V149H94ZM191 150V151H190ZM227 150V154L228 155H226L227 157H225V158H227L226 160H225V158H223V156H221V155H219V154H217L215 151H213L212 153H210L209 154V159H208V163H210V164H208L207 163V165L204 167V169L205 170H207L206 171V174H207V176L206 177H208V175H209V177L210 178H213L212 177V175L213 174H215L214 172H216V173H218L219 171H220V169L222 170L221 172H220V174L218 175V174H215L216 175V178H220L219 179V181L220 182H223V187H222V191L224 192H222L221 190H219V188L217 187V184H219L220 182L218 181H216V182H214V183H212V182H210V186L212 185V188L210 187V186H208V187H210V189H211V191H210V195L212 196V198H211V200H213L212 202H211V200H209L208 199V201H206V200H202V202L204 201V205L201 203V201H200V204L199 203H197L196 202V198H195V200H194V197H199L198 195L197 196H194L193 197V202L191 201V203L189 204L190 205V207H187V209H186V207L184 208V211L186 212V214L184 213L183 214V212H182V214L181 215H176L175 217H174V219H175V221H183V219H182V216H184V215H198L199 216V213L200 212H204L203 214H201L199 217L201 218V216L203 215V217H204V219L206 218L207 219V221L209 222L210 220L213 222V223H215L216 224V226H220V224L221 223H219L218 221H219V219H221L222 220V218H220L219 216H220V213L223 215V207H222V209H220L221 207L220 206H224V205H221V203H223V202H221V201H225V202H227L228 201V203L230 202V204L229 205H233V202H232V199H231V197H234L235 195H233L232 193H235L236 194V191H234L235 189H234V187H232V186H234V185H231L230 186V184L228 183V182H226V178L227 177H229V176H231V175H233L234 173H233V171L230 169V166H231V164L232 163H235V165H236V167L238 166V174L240 175H249V176H252V175H254L252 178H256L257 176H259L261 173H262V171H264L263 170V168H264V166H262V165H264V159H262V157L261 156H257V159H256V157H251V159L252 158H254L255 160H257L256 162H254L255 160L254 159H250V155L248 156V154L247 155H242V154H245V153H240L239 151V154H241V155H237L238 154V152H235V151H228V150H230V149H225L224 151H226ZM61 151H63V150H59V151H57V152H61ZM73 151V152H72ZM75 150H69L68 152L69 153H80L81 151H75ZM88 151V150H87ZM101 151V153H99ZM103 151V152H104ZM212 151V150H211ZM210 151V152H211ZM11 152H12V155H10L11 154ZM86 152V151H85ZM190 152H192L193 153V155L191 156V154L192 153H190ZM198 152V151H197ZM9 153V154H8ZM235 153H237L236 155H235ZM42 154H47L48 156L50 155V157L52 158L51 160H50V157H47V156H45V155H42ZM100 154V155H99ZM190 154V155H189ZM4 156V157H3ZM31 156V155H30ZM219 156L221 157L220 159H219ZM248 156V157H247ZM255 156V155H254ZM241 157H242V159L244 158V160H247V164H246V162L244 163V161L241 159ZM246 157V158H245ZM258 157H261L260 158V160H259V158ZM30 158H32V157H28V159L30 160ZM48 158H49V160H48ZM239 159V160H237V159ZM28 159L27 158H25V161H26V163H28L29 161H28ZM103 159V158H102ZM236 159V160H235ZM240 159L243 161V165H242V167H241V165L239 166V163L237 164V162L236 161H240ZM3 160H4V162H3ZM35 160V161H36ZM41 160V161H40ZM43 160H44V165H46V167H44V165H43V167H42V165L40 166V162H41V164H43L42 162H43ZM46 160H48L49 162H51L50 164L48 163V161H47V163L45 164V161ZM52 160H54V161H52ZM223 160V162H219V161H222ZM28 161V162H27ZM32 161V159L30 160V162ZM67 162V164H72V162H74L73 164H78V162L77 163H75V161H70V160H66ZM98 161V162H97ZM213 162V163H211V162ZM250 161H252V162H254V164H256V169H254V165L253 164H251L252 162H250ZM260 161V162H259ZM69 162H71V163H69ZM88 162V161H87ZM225 162H227V164H225ZM23 163V162H22ZM25 163V162H24ZM90 163V162H89ZM224 164V165H222V164ZM240 163H241V161H240ZM252 165H250V164ZM261 163V164H260ZM88 164V163H87ZM91 164V163H90ZM212 164H213V166L214 167H216L215 169H214V167L212 166ZM248 166V164H249V168L248 167H246V165ZM259 164V165H258ZM228 165V166H227ZM245 165V168H244V170L245 169H248L249 171H247V170H245V171H243V166ZM23 166V165H22ZM20 167V168H23V167H26V166H23V167ZM103 166L104 165H102V168H103ZM209 166V167H208ZM19 167V166H18ZM105 168H106V166H104ZM209 168V169H206V168ZM226 169H225V168ZM251 167H253V169L251 168ZM262 167V168H261ZM15 168H17V167H15ZM14 168V169H15ZM43 168V169H42ZM211 168H213L215 171H213V174L211 173L212 172V170L213 169H211ZM219 169V171H218V169ZM258 168H260V169H258ZM13 168L11 169V170H14ZM203 169V171L205 172V170ZM235 169H237V168H235ZM16 170V169H15ZM17 170H19V168H17ZM211 171L210 173H211V175L209 174V172L208 171ZM250 170H251V172H250ZM164 171H166L167 172V170H162V172L164 173ZM253 171V172H252ZM16 172V171H15ZM14 172V173H15ZM46 172V171H45ZM44 172V173H45ZM165 172V173H166ZM225 172V173H224ZM226 172H228V173H226ZM261 172V173H260ZM13 173V174H14ZM35 173V174H34ZM235 174V175H238V174ZM249 173V174H248ZM251 173H253V174H251ZM255 173V174H254ZM9 174L11 175V173H9V172H7L5 175H7V176H9ZM12 174V176H14L15 175V177L16 178H21L20 176V174H19V177H18V175H17V173L16 174H14L13 175ZM31 174V175H30ZM70 174H72V173H70ZM215 175H213V176H215ZM221 175V176H220ZM224 175H225V178H224ZM31 176V177H30ZM45 176H47V173H45ZM218 176V177H217ZM33 177L35 178V180H36V182H38V184L35 182V181H32V179H33ZM30 178V179H29ZM209 178V179H210ZM223 178V179H222ZM57 179V178H56ZM208 179V178H207ZM46 179L44 178V181H45ZM176 180H178L177 182H179V179L178 178H176ZM27 182L26 183V188H27V186H28V188H30V189H26L25 188V182ZM30 183H29V182ZM39 181H41L42 183H40ZM24 182V183H23ZM42 185V187L43 188H45V187H47V188H49L48 189V191H47V188H45V189H42V188H40L41 187V185ZM212 183V184H211ZM217 183V184H216ZM35 184H37V185H35ZM180 184V183H179ZM229 185V189H231L232 191H229V189L227 188V186ZM23 185H24V187H23ZM38 185H40V186H38ZM46 185V186H45ZM48 185V186H47ZM52 185V186H51ZM30 186V187H29ZM35 186V187H34ZM45 186V187H44ZM56 186V187H55ZM168 186V185H167ZM52 187V188H51ZM33 188V189H32ZM35 188H37V189H35ZM41 190H40V189ZM54 188V189H53ZM39 189V190H38ZM215 189H217V190H219L220 192H222V193H218V191L216 192V190ZM234 189V190H233ZM37 190H38V192H37ZM46 190V191H45ZM228 190V191H227ZM53 191H52V193H53ZM30 192H32V193H30ZM56 192V191H55ZM38 193V194H37ZM42 193V194H41ZM49 193V192H48ZM100 193H102V191L100 192ZM27 194H28V196H27ZM222 194V195H221ZM34 195H35V197H34ZM37 195H38V198H36L37 197ZM222 196V197H220V196ZM233 195V196H232ZM27 196V197H26ZM29 196H30V198H29ZM228 196H230V197H228ZM247 196V195H246ZM26 197V198H25ZM218 197H219V199L221 198V199H223V200H219L218 199ZM27 198H29V199H27ZM41 198V199H40ZM44 198V197H43ZM225 198V199H224ZM228 198H230V199H228ZM35 199V200H34ZM241 199H243V202H244V200H247V199H245V198H240V202H241ZM250 199V198H249ZM34 200V201H33ZM38 200H41V201H38ZM29 201V202H28ZM36 201V202H35ZM215 201V202H214ZM34 202V203H33ZM39 202V203H38ZM211 202V203H210ZM246 202V201H245ZM37 203V204H36ZM194 203V204H193ZM220 203V204H219ZM41 204V205H40ZM216 204V205H215ZM31 205V206H30ZM35 205V206H34ZM220 205V206H219ZM227 205V204H226ZM33 206V207H32ZM192 206H194V207H192ZM198 206V207H197ZM211 206V207H210ZM213 206V207H212ZM215 206V207H214ZM36 207V208H35ZM39 207V208H38ZM40 207H42L41 209H40ZM211 209H210V208ZM219 207V208H218ZM189 208H190V210H189ZM209 208V210H207ZM217 209V211H216V209ZM36 209H38V210H36ZM186 209V210H185ZM192 209V210H191ZM200 209V210H199ZM261 210V209H260ZM192 211V212H191ZM195 211V212H194ZM211 211V212H210ZM216 211V212H215ZM264 209H262L261 210V214H258L259 216L260 215H262L263 216V218L262 219H264ZM213 212V213H212ZM215 212V213H214ZM6 213V214H5ZM20 213H22V214H20ZM194 213V214H193ZM196 213V214H195ZM218 213V214H217ZM210 214V215H209ZM15 216V220H16V218H19L20 216ZM219 215V216H218ZM7 216V217H6ZM32 216V217H31ZM53 216H54V218H53ZM218 216V217H217ZM254 216V215H253ZM257 216V213H255V217ZM20 217V218H21ZM33 217H35V218H33ZM178 217V218H177ZM185 217V216H184ZM198 217V218H199ZM214 217V218H213ZM239 217V216H238ZM53 218V219H52ZM217 218H218V220H217ZM56 220V221H53V220ZM83 219V218H82ZM205 219V220H206ZM4 222H2V221ZM86 220V221H85ZM88 220H90V218L88 219V218H86V219H83L82 221L84 222V224H85V227H89L90 226V223H87L88 222ZM102 220V219H101ZM32 221L34 222L33 224H31L32 223ZM43 221V222H42ZM210 221V222H211ZM217 221V222H216ZM61 222V223H60ZM91 222V221H90ZM93 222V221H92ZM100 222H102V221H100ZM123 222V221H122ZM121 221L119 222V223H122ZM132 222V221H131ZM186 222V221H185ZM133 223H135V222H132V223H130V225L132 224L133 226L132 227H134L135 225H136V223H135V225L133 224ZM242 223V222H241ZM244 223V222H243ZM9 224V223H8ZM83 224V223H82ZM83 224V225H84ZM89 224V225H88ZM222 224H224L223 222H222ZM244 224H246V223H244ZM80 225V227H81V229L82 228H84V226L83 225H81V223L79 224ZM83 226V227H82ZM244 227H242V225L240 226L241 227V230H242V228L243 229H246L247 230V225L245 226V225H243ZM1 227V226H0ZM55 227V228H54ZM246 227V228H245ZM90 228V227H89ZM199 229H197V231H196V229H195V227H192L191 229H189V231H188V236H186L184 239H185V241L187 240V239H191V234H197V233H199V232H201V235H202V232H203V235H204V237H203V239H200L201 241H199V243L200 242H202V244H203V242L205 243V245H206V249H207V254H208V256H210V258H208V260L211 262L212 261V263H210L209 261H208V264H216V262H217V264H224L223 262H221V261H217V260H214V259H212V257H213V255H212V257H211V253H212V251L213 252H215V250H217V249H215L216 247H217V245L215 244V241H214V239L212 238L213 237V235L211 234L210 235V233H205L204 231H203V229L205 230V226H204V221L202 220V221H200V223H199V227H198ZM249 228V227H248ZM35 229V230H36ZM55 231H54V230ZM88 229V228H87ZM86 228H84V231H86L87 230ZM53 230V231H52ZM57 230V231H56ZM58 230H60V231H58ZM198 230H200V231H198ZM202 230V231H201ZM219 230H221V229H219ZM2 231V232H1ZM8 231H9V228H8ZM82 231H83V229H82ZM87 231H89V230H87ZM242 231H244V230H242ZM241 231V232H242ZM46 232H47V234H46ZM50 232V233H49ZM57 232V233H56ZM61 232H63L62 234H61ZM133 231H131V232H129V234H123L121 237H123V239H120L121 240V243H120V245L118 244L117 246H115V251H118V250H120L119 248H121V250H123V251H121L120 250V252L117 254V253H115L114 251V256L112 255L111 256V260H109L108 262H109V264H141V261L139 260V258H137V253H136V255H135V252L134 251H132L133 253H130L131 252V248L130 247H133L134 245L133 244H136L137 243V238L134 236V234L132 233ZM37 233V232H36ZM39 233H41V231L39 232ZM66 233V232H65ZM130 233H131V236H130ZM228 233V232H227ZM245 233V232H244ZM244 233H242V236H243V238L245 237V236H247V234L246 235H244ZM47 235V237H46V235ZM200 234V233H199ZM37 235H38V233H37ZM226 235V234H225ZM232 235V234H231ZM39 236V235H38ZM42 236H43V238H42ZM48 236L49 237H51L50 238V241L52 242H50L51 244H49L48 243V241L47 240H49V238H48ZM103 236V235H102ZM228 236V238H231L232 239V237L230 236V235H227ZM226 236V237H227ZM233 236V235H232ZM3 237H5V238H3ZM9 237H11L12 239H13V241H14V239L15 240H17V241H15V243H17V246H19V249H18V247H16V245H15V243H14V245L13 244H11L13 241L9 238ZM55 237V238H54ZM64 237H66V238H64ZM101 237V236H100ZM189 237V238H188ZM234 237V236H233ZM9 238V239H8ZM18 238V239H17ZM23 240H22V239ZM27 238H28V236H27ZM48 238V239H47ZM61 238V239H60ZM104 239L106 238V237H103ZM120 238V237H119ZM262 238H263V236H262ZM29 239V238H28ZM54 239V240H53ZM64 239V240H63ZM93 239V241H95V243H96V241L98 242L99 241V239L100 240H102V238H98V236H97V238H92ZM97 239V240H96ZM103 239V240H104ZM107 239V238H106ZM105 239V240H106ZM205 239V240H204ZM245 239V238H244ZM25 240H26V237H25ZM44 240V241H43ZM76 240V239H75ZM103 240H102V242H103ZM127 240V241H126ZM203 240V241H202ZM8 243H7V242ZM45 241H47V243H45ZM190 241H192V239L190 240ZM211 241V242H210ZM5 242H6V244H5ZM21 244H20V243ZM25 242V243H24ZM66 244H65V243ZM79 242V241H78ZM88 242V241H87ZM102 242H98V243H101L102 244ZM123 242V243H122ZM132 242H133V244H132ZM23 243L25 244L24 246H23ZM43 243H45V244H43ZM64 244V246H63V244ZM93 244H91V241H90V244L91 245H93V246H97V245H94L95 243L94 242H92ZM214 243V244H213ZM9 244V245H8ZM19 244V245H18ZM53 244V245H52ZM78 244V245H77ZM80 244V245H79ZM89 243H87L86 244V242L85 243H83V244H81V242L80 243H76V244H74V248L75 247H77V250H79L78 252H80L81 253V251L83 252L84 251V249L83 248H85V252L84 253H81V259H82V261L83 260H85V262L84 263H87V264H89L90 262H92V264H94L95 262L98 264L99 262H98V260L99 261H101V262H104V261H102L101 259L102 258H99V257H95L94 256V251H96L94 248L95 247H91V245L89 246L88 245ZM123 244V245H122ZM209 244V245H208ZM4 245H5V247H4ZM10 245H11V247H12V245L14 246V248L12 247H10ZM34 245V246H33ZM44 245H45V247H44ZM47 245V246H46ZM70 245V246H69ZM87 245L90 247V248H93V249H90L89 247H87ZM100 245V244H99ZM127 245V246H126ZM129 245H130V247H129ZM133 245V246H132ZM204 245V244H203ZM216 245V246H215ZM9 246V248H7ZM32 246H33V248H32ZM39 246H40V248H39ZM50 246V247H49ZM79 246H81L82 247V249H81V247L79 248ZM86 246V247H85ZM200 247L202 246L201 245V243H200V245H199ZM209 246V247H208ZM2 247H4V248H2ZM20 247H21V249H20ZM25 248V250L24 249H22V248ZM47 247V248H46ZM66 247H69V248H66ZM125 249H124V248ZM127 247H129V249L127 248ZM214 247V248H213ZM27 248V249H26ZM39 248V249H38ZM43 248V249H42ZM48 248H49V250H48ZM88 248L90 249V251L88 250ZM116 248H118V250L116 249ZM12 249H14V251L12 250ZM36 249H38V250H36ZM76 249V248H75ZM74 249V250H75ZM127 249H128V251H127ZM7 250H8V253H9V251H10V253L11 252H14L13 254H15L14 256H12V255H10L9 256V254L8 255H5L6 254V252H7ZM16 250V251H15ZM20 250V251H19ZM21 250H22V252H21ZM28 250V251H27ZM41 250L43 251V253L41 252ZM93 250V251H92ZM32 251V252H31ZM34 251H36V252H34ZM40 251V252H39ZM64 251V252H63ZM66 251V252H65ZM67 251H69L68 253H67ZM126 251V252H125ZM17 252V253H16ZM28 252H30V253H28ZM89 252V253H88ZM123 252V253H122ZM211 252V253H210ZM20 253V254H19ZM29 255H28V254ZM33 253V254H32ZM35 253V254H34ZM41 253V254H40ZM88 253V254H87ZM130 253V254H129ZM12 254V253H11ZM27 254V255H26ZM43 254V255H42ZM46 254V255H45ZM69 256H68V255ZM90 254V255H89ZM116 254V255H115ZM129 254V255H128ZM212 254H214V253H212ZM241 255V253H239V252H234V253H232V255L229 257L230 259H228V261H232L231 263L232 264H243V261H244V264H248V262H245L246 260H245V256L243 257L244 259H242L241 257H240V255ZM24 255V256H23ZM31 255V256H30ZM66 255V256H65ZM70 255H72V256H70ZM93 257H92V256ZM5 256V257H4ZM9 256V257H8ZM28 257L27 259H26V257ZM46 256V257H45ZM75 256V255H74ZM90 258H89V257ZM136 256V257H135ZM217 256V255H216ZM236 256H237V258H236ZM17 257H21V258H17ZM42 257H43V259H44V262L42 263V261H43V259H42ZM62 257V258H61ZM73 259H72V258ZM115 257V258H114ZM3 260H2V259ZM8 258H11V260L10 259H8ZM13 258H16V259H13ZM26 259V260H24V259ZM38 258V259H39ZM46 258V259H45ZM55 258H57L56 260H55ZM71 260H70V259ZM93 258V259H92ZM95 258V259H94ZM97 258V259H96ZM114 258V259H113ZM241 258V259H240ZM18 259V260H17ZM90 259H92V261L90 260ZM134 259V260H133ZM137 259V260H136ZM235 259H237V260H235ZM13 260V261H12ZM104 260V259H103ZM113 260H115V261H113ZM243 260V261H242ZM2 261V262H1ZM6 261V262H5ZM16 261V262H15ZM20 261V262H21ZM46 261H47V263H46ZM58 261H61V262H58ZM64 261V263H62ZM71 261V262H70ZM87 261V262H86ZM94 261V262H93ZM112 261V262H111ZM228 261H226L225 262V264H231V263H229ZM236 261V262H235ZM238 261V262H237ZM241 263H240V262ZM108 262H107V264H108ZM111 262V263H110ZM114 262V263H113ZM140 262V263H139ZM234 262V263H233ZM95 263V264H96ZM91 264V263H90ZM100 264H103V263H100Z\"/></svg>",
  "mask_w": 264,
  "mask_h": 264
}]
</instances>
